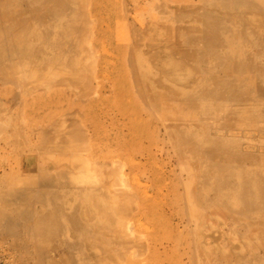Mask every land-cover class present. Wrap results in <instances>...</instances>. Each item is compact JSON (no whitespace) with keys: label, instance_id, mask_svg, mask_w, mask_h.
Returning <instances> with one entry per match:
<instances>
[{"label":"rangeland","instance_id":"374dc122","mask_svg":"<svg viewBox=\"0 0 264 264\" xmlns=\"http://www.w3.org/2000/svg\"><path fill=\"white\" fill-rule=\"evenodd\" d=\"M86 1H88V0H81V6H79V7L81 8L82 12L84 13V16H86V17H83L84 19L82 18V20L86 19L85 22L88 20V23H90L89 25H91V26H89V29L91 31L94 30L95 32L92 31V33H96V35L98 36V37H94V38H96V40H93L95 42L94 46L98 49V51L95 53V56H97L96 57L97 62H98V59H100V61L101 60H104V61L103 62L101 61L100 63L98 62L99 65H101V64L103 65L105 63L108 64L107 62L111 63V61L114 63V64L113 63L108 64V66H109L108 69H110V70L101 69L102 70V72H101V71H99V68H98V70L94 69L95 71H94V74L92 75V79L94 77V79H93L94 81L88 77L89 80L92 81V83L89 81L91 90L95 86V85L94 86L92 85L93 83L98 84V85H99V83H102L100 85V87H103L104 89L97 86L99 88L98 89L95 86L94 87L95 90L93 89L92 92L97 91L96 92L97 94L94 92V94L89 93L90 95H88V90H86L85 95H88L89 97L86 100L87 96L85 97V96L81 95L84 99L83 100L82 97H80L81 99L76 98V96L79 97V95H78L79 87L77 88V91H76L75 87L72 86L74 84H70L71 87H73L72 89H74V91L76 92L75 93L73 91V94H72V91H70L71 89L68 90L70 85L68 84L69 86L66 87L67 85L65 84V82L63 80L64 79L68 80V79L65 78L66 75L64 74L65 72L63 69H60V70L56 69V71L59 72L56 74H57V77H60V78H58V80L59 81L62 80V83L64 82V85H61L62 83L60 84V82L57 81L56 83H54V87H50L51 89H49V87H48L49 85L47 84V90L48 91L46 90V87L44 85H41L42 86L41 87L40 84L39 85L36 84V82H34L33 79L22 81L21 80L22 79V74H21L22 72H20V74L12 73L11 75L0 72V78H1L0 80L4 81L6 79L4 81L5 82L4 85L0 81V97L2 98V100L0 98V102H1L0 103V113H1L0 116L2 115L0 117V138H1L0 139V142H1L0 143V182L4 181L6 183H9L13 178L15 180V183L12 182L13 185L11 183L10 187L15 186L17 183L16 181H18V182L22 181V183L27 181L25 183V184H27L28 180L32 179L33 176L34 177L36 175L38 176V177L36 176L34 178L36 181V180L40 179L39 174H41V173L43 174L45 172H48V173L50 172V174L55 175L61 169L62 170L65 169L64 172H67V173H65L66 176L64 175V179H65V177L70 176V177L66 178V183L69 180L72 181V182L67 183L68 186L66 187L68 198H70L69 193H71V188H75L76 186L78 187V185H77L78 182H80V184H81L84 181H89V179H92V177L95 180L89 181V183L91 185H93V183H94V185H95V183L97 185L99 182H100L99 184H101L103 182L104 184H106V188H108L110 190H117V189L121 190L122 192L118 190V192H119L118 193V195H119L118 199L120 198L119 201H121V202L125 201V205L123 202H122V204H121V202L119 203V201H117L118 199L116 200V202L113 200H110L109 204H111V205L113 204V207H114L117 203V209L119 207L123 208L121 206H124L123 209H125V206L126 207L128 206V207L126 210H124L125 213L122 212L123 209H118L117 211H119V212H117V211L115 212L118 215L115 213H112L113 216H111L112 217L111 220H112V222H115V223L117 222L116 224H118V225L120 224V222H122V221L124 222V220L125 221L128 220L129 222L131 221L132 224H134L133 225V234H137L138 236L137 235H136V237L134 236V239H132L133 236L127 237V239L129 240V241L127 240V242H129L130 244L129 243H128L129 245L127 244V246L124 249L125 253L120 255L117 258V261H115L113 264H120V263L121 264H128V263L129 264H232V260H234V258H233V254L231 253V250L229 247L232 246L231 243L233 242V240H235L234 244H239L240 252L242 251L243 254L245 253L244 255H245V257H247L248 255L251 254L250 253L251 250L248 251L249 248H251L252 251H255L258 249L255 246H257L258 245L257 243L260 242V238H261L260 236L261 235L259 233H257V237L259 240L257 239L255 241V243L252 244L253 247L252 246L249 247V245H247L248 242L246 243V241L248 240L247 239L248 237H246L247 235L245 233L243 234V232H245L243 219H240L241 221L235 222L234 220H231L229 218L226 219V217L220 212L214 213L216 215L211 214L213 207H211V208L206 207L205 208L204 204H202V198H200V200L197 201L199 199V197H201L202 194H208L209 195L210 193L211 194H210L209 200H216L218 198L222 199V194H226L227 191L224 192V189H226L225 187H224V189H223V187L221 189L219 188L220 190L218 189L217 192L215 193V195L213 193V190L210 191L209 187L214 188L216 186V181H215V179L212 178V175L214 172L216 174L217 170L215 171L212 169L213 172H211L212 170L209 169L208 165L205 166V164H203L201 162L202 160H200L198 158L199 156L197 157V156L188 154L189 153L188 147L190 145L189 142H190L191 138L196 137V138L202 139V141H203L202 145L203 146H206V143L208 141H209L208 143L210 144V141H212V139H213V142H211V144L208 146H212L213 148L218 149L219 152L223 153L224 155H227L228 153H231L234 151V154L236 156H241V157H244L246 159V160H243L244 162L242 161L244 164L239 165V162H238V164L235 165V167H236L235 172L236 173H241L240 171L243 169H245L247 172H249V174L252 171L257 172L258 174L260 173V176L262 175L261 178L263 179V183H264V160H263L264 159V155H263L264 154V137H249V132L244 131L245 129H247L246 127H249V125H250V123L246 124V122L248 120L245 121V119H248V114L244 115L243 111H242L243 110V98L247 97L246 98L247 101H250L249 99H251L250 97H252V101H250L251 103H253V99L255 100V102H259L258 98L260 97V95H259L258 91L260 88L264 89V77H263L264 76V69H263L262 73H261L262 69H259L260 60H264V58L262 59V58L258 57L257 55H255V53H257V51L259 49L258 46H256V43L259 44V41L255 42V34L256 33H252V32H256V31L258 32L259 28L264 29V23H259L258 24L259 26L257 24H255V26H254V24L247 23L244 20V18L246 17V13H247L248 8H246L242 4H239V5L236 4L232 8V10H231V7L225 8L228 6L227 4H229L228 0H211V1L205 0L206 2L204 0L203 1L202 0H148V1L147 0H124V1L123 0H112V1L108 0L109 3L107 2V0H105L106 2L104 0L103 1L102 0H96L98 2V4H100V3L102 4V5L100 4L101 6L96 4L95 3L96 1H94V3H93L92 0H91L92 5H90L91 1L89 0L88 3H85L86 6H82L84 4V2H86ZM99 1H101V2L99 3ZM110 1H111V3L112 2L113 3L110 4ZM199 1H201V2H199ZM105 3H107L106 4L107 6L105 5ZM122 3H123V5H122ZM94 5H96V6L98 5L99 8H98V6L96 7ZM108 5H110V7ZM113 5H117V6L115 7ZM172 5H174V6H172ZM219 5H221V6H219ZM88 6H91V8H93V7H95V8H93V9L89 8L90 11H88ZM111 6L115 7V9L111 8ZM85 7H87V8H85ZM102 7L103 8L105 7V9L107 7L108 8L107 11L103 10ZM222 7L225 9H222ZM235 7H236V9H234ZM84 8L87 10V12H85L86 10ZM109 8H110L111 12L109 11ZM166 8H169V10ZM182 8H184V9H182ZM96 9H98V10H96ZM178 9H182V11H180ZM93 10H96L98 12L95 11L96 13H94L95 14L94 15L93 13H90V12H93ZM165 11H167V12H165ZM204 11L207 13L208 16L213 17V18H216L217 15L223 19L226 17L230 18V19L226 18V21H224V23L227 24V31L226 32H227V34L228 33L230 34V35L228 34V37H230V39H232L231 40L232 43L229 42V45L226 44L225 46H218V49H219L218 53L224 55V57H223L224 59H227V53H229V55H233L234 52H235V54L237 52L236 56L239 53L246 55L245 58H247V59H245L244 57H242V59H241V61L243 60L247 65V67L245 68L246 70L245 69H243V70L237 69L238 61H240V60L235 58L236 56L234 57L235 62H236V65H235L236 69H234V70L228 68V66H226L227 63L226 64L223 63L220 66H216L215 69H210L215 65V63L212 61V60H214V58H212V56L209 55L210 53L208 54L210 57L209 56L208 57H209V59H212V60L208 59L207 54L203 55L202 59H201V54L204 52L202 46H204L205 44H212V45L215 44L213 41L205 43L204 41H202L201 37L199 36V34L200 33L202 34L203 31L204 32L208 31V33H210L211 29H214V31H215V27H216V26H213V22L207 24V22L202 21V18H203L202 15L206 14ZM86 13H88V15H86ZM89 13L91 14V16ZM92 14H93V16H92ZM96 14H98L99 17H103V20H101L102 18L101 19L98 18V21H100L101 23H99V22L97 23L96 16L98 17V15H96ZM105 14L108 16V18L106 17ZM108 14L111 16H109ZM222 16H224V17H222ZM92 17L96 18V23L92 22L91 19H95ZM118 18H119V20H118ZM89 19L91 20V22H89L90 21ZM227 19L229 20V22ZM234 19H235V21H234ZM158 21L159 22L163 21V22L159 23ZM150 22H151V24H150ZM233 22H235V23H233ZM201 23H202V25H201ZM241 23H242V25H241ZM96 24H98L102 28L98 27V25H96ZM155 24H156V26H155ZM226 24H224L223 27H226ZM95 25L97 27H95ZM250 25H252V26H250ZM103 26H104V28H103ZM186 26H188L187 29L191 30V32L188 33L191 36L183 34L182 30ZM192 26H194V27H192ZM108 27H110V28H108ZM111 27L113 30L111 29ZM154 27H155V29H154ZM189 27H191V28H189ZM97 28L100 30H103L104 32L102 31L100 33L99 30H97L98 31L97 32L96 31ZM167 28H168V30H167ZM89 29H88V33L90 32ZM151 29L154 30V32H152ZM109 31H110V34H109ZM167 31H169L170 34H168L169 32L167 33ZM236 31H238L237 34H236ZM248 33L251 35V37L249 36ZM91 34L89 36H91ZM112 34L114 36H112ZM175 34L178 38V41H177V38L174 36ZM227 34L225 33V35H223V37L227 36ZM100 35H102V36H100ZM110 35L112 36V38H110L111 37ZM163 36L167 37L168 39L163 37ZM262 36L264 38V34ZM104 37L106 39H104ZM89 38L87 36V38H84V39H85V41H87V40H89ZM102 38H103V40H102ZM174 38H175V40H174ZM190 38H192V39H190ZM195 38H196V40H195ZM243 38H245V40L246 39H248V40L245 41ZM111 39H113L114 41L112 40V42H111ZM237 39H239V40H237ZM99 40H101V42ZM103 41H105V43ZM175 41H177V43L182 41L181 48L183 51L184 50L187 51L184 53L185 55H183L184 59L179 57L178 52H177V48L174 47V44H173ZM252 41H253V43H252ZM261 41H264V40H261ZM103 43H104V45H103ZM115 43L117 44L116 46L121 44L122 46H125L128 48H129V44H131V46H133L131 55H129L128 52H126V53L124 52L123 54L118 55L117 50L115 51V48H116ZM170 43H171V45H170ZM177 43L175 42V44H177ZM200 43H201V45H200ZM44 44H45V46L48 45V47L50 48L49 43L44 42ZM237 44L238 45L240 44V45L238 46ZM99 45L105 46V47L101 46L103 50L101 49V47ZM155 45H157L158 47ZM252 45H254V46H252ZM84 46L87 49V47H88L87 44H85ZM240 46H242L244 51L242 50V48ZM251 46L253 48L254 47L255 48L253 50H251L252 49ZM98 47H100V48H98ZM184 47H186V48H184ZM221 47H223V48H221ZM106 48H109V49L106 50ZM158 48H159V50H157ZM231 49H232V51H231ZM153 50H156V51H153ZM167 50H169V51L167 52ZM197 50H198V52H197ZM101 51H103L102 52L103 55L101 54ZM155 52L158 54H156ZM163 52H164L165 56L169 54L168 55L169 58L166 56L168 59H170L169 61H174L176 63V65L179 64L178 62H180L181 68L176 69V71L179 70L177 72L178 77H179V73L181 74V76L179 77V81H181V82H178L176 84L175 82L170 81L166 76L162 75L159 72V69H155L154 66L152 65V62L150 60L151 58L149 57V54H151V55L156 54L159 57L160 55H163ZM174 52H175V55H174ZM252 52H253V54H252ZM197 53H198V56H197ZM100 54H101V56H100ZM189 54H191V55H189ZM192 54H193V56H192ZM250 54H252V55H250ZM117 55H118V57L120 56L119 58L121 59V62L123 63V66H125L126 69H120V70L111 69L112 65H115V64L117 65L118 62L120 61L119 59L116 58ZM189 56L194 60L189 58ZM105 58L107 60H105ZM114 58L116 60H114ZM171 58H173V60H171ZM182 59H183V61H182ZM200 59L201 60L204 59L203 62H201ZM228 59H227V62H229ZM249 59H251V61ZM108 60H110V61H108ZM128 60H130V61H128ZM186 60L188 61V63ZM257 60H259V61H257ZM219 61L221 62V60H219ZM249 61H250V63H249ZM130 62L132 63L131 66L134 64L132 66L133 69L129 68ZM190 64L193 65L194 67H192ZM206 65L208 66V68ZM195 66H196V68H195ZM183 67L187 68V69L182 70ZM189 67L191 68V70L193 72L195 71V69H196V71L193 73ZM217 67H218V69H217ZM135 68H137V69H135ZM106 70H107V73H106ZM206 70H207V72H206ZM104 71H105V73H103ZM134 71H136V72H134ZM183 71L189 72V73H181ZM201 71H203V72H201ZM131 72H133V73L131 74ZM97 73L99 75L103 73L104 76L100 75L98 77ZM190 73H192L191 75L193 78L191 77ZM250 73H252V74H250ZM229 74H230V76H229ZM253 74H254V77H253ZM257 74H258V76H257ZM183 75H186V76H183ZM227 75L229 77H234V78L230 79ZM261 75H262V77H261ZM8 76H9L10 80L12 79L11 82H13L15 84V86L10 84L11 82L9 81V78H7ZM15 76L16 77L21 76V77L20 78L17 77L18 78L17 79ZM88 76L91 77V74H89ZM96 76H97V78H96ZM136 76H138V77H136ZM207 76H208V78H207ZM181 77H183V79H180ZM243 77L246 79H244ZM260 77L263 79H261ZM191 78H192V80H190ZM203 78H205L206 81H204L205 79H203ZM236 78H237V80H236ZM14 79L19 80L22 84L17 83L18 86L20 85L18 87L17 84L15 83L17 80H14ZM186 79H189L191 81L190 82L189 80H187L188 84H186V86L188 85V87L183 85L187 82ZM233 79L236 81V83ZM95 80H96V83H95ZM99 80H102V81H99ZM184 80L186 82H184ZM242 80H243V82H241ZM193 81H195V82H193ZM227 81H229V82L227 83ZM233 81H234V84H233ZM32 82H34V83H32ZM57 83H59L60 85ZM74 83H76V81ZM26 84H28V86H29V84H31V85L33 84V86L30 85V87L28 88V87H26L27 86ZM55 84H57V85L55 86ZM134 84L136 85V91L134 88L135 87ZM163 84H165V85H163ZM22 85H23V87H21ZM35 85H38V87L37 86L35 87ZM156 85H158V87ZM204 85L206 86V88ZM229 85L232 86V89L230 88ZM52 86H53V84H52ZM226 86L228 88H223ZM236 86H237V88H235ZM247 86H248V88H247ZM19 88H21V91L19 90ZM24 88H26V89H24ZM41 88H43L46 91V93H44L43 92L44 90L42 91ZM123 88L125 89V91L128 89V91L127 92L121 91V89L123 90ZM238 88H240L239 91H238ZM34 89H36V90H34ZM226 89H227V91H226ZM16 90H17V92H19V94H17ZM26 90L27 91L32 90V91H30L32 93L28 94L29 92H27ZM98 90L101 93H99ZM117 91H119V92H117ZM183 91H185V92H183ZM205 91L208 94H206ZM213 91H214V93H212ZM216 91H218V92H216ZM222 91H225V92L223 93ZM228 91H231V92L233 91V92L231 94V92H228ZM237 91L239 93H237ZM70 92H71V94H69ZM86 92H87V94H86ZM25 93H27V94H25ZM42 93H44V95ZM127 93H128V95H127ZM173 93H174V95H173ZM16 94L18 95L17 96L18 98L16 97ZM75 94H77V95L75 96ZM80 94H81V91H80ZM95 94L97 96L99 94H101L100 98L103 101H101L100 98H99V100H95V98L98 99V97ZM124 94H126V95H124ZM195 94H197V95H195ZM198 94H200V96ZM211 94H213V96ZM91 95L92 96L95 95V96H93V98H92ZM129 95H130L131 99H130V97H127ZM224 95H225V97H224ZM164 96H169V97L171 96L173 101H168V99H165ZM221 96H223V97H221ZM233 96H234V99H233ZM261 96L264 99V90L262 91ZM59 97H61V98H59ZM176 97L177 98L179 97V98L177 99ZM199 97H200V100H199ZM239 97H240V100L235 102V100H237ZM221 98H222V100H221ZM8 99H10V101L12 102L11 104H10V101ZM44 99H46L49 102H47ZM50 99H51V101H50ZM92 99H93V101H92ZM16 100L18 102H16ZM125 100H127L128 104L134 105L133 107L137 106V111L135 110L136 107L134 108L136 113L134 112V110L131 108L130 105H129L130 107L128 106L127 102H124ZM129 100H130V102H132V101L133 102L129 103ZM3 101H4V103H2ZM20 103H21V105H20ZM236 103L238 104L237 106H234V107L231 106V105H234ZM86 104H87V107H86ZM262 104H264V100L262 101ZM172 106H174V107L171 108ZM74 107H75V109H74ZM117 107L122 108V110H124V111L126 109L127 110L125 112L124 111L121 112V109L119 108L120 109L119 110ZM178 107L179 108L183 107L184 114L188 117L187 119H185L186 116H182V117L178 116L179 113H177V111H176L178 109ZM7 108H9L10 110ZM123 108H125V109H123ZM21 109H23V110H21ZM86 109H89V110L85 111ZM173 109H175V111ZM194 109H196V111ZM227 109H228V111H227ZM198 110H199V112H198ZM231 110H233V111H231ZM7 111H9V113ZM34 112H35V114H34ZM77 112H78V114H76ZM119 112L121 113V117H119L120 116ZM132 112H133V114L131 115ZM139 112H140V114H137ZM60 113H62V116L60 115ZM66 113L68 114L67 115L68 117L65 116ZM199 113L200 114L202 113L201 116ZM209 113H211V114H209ZM232 113H234V114H232ZM236 113H238V114H236ZM36 114H37V117H36ZM93 114L95 115V117L93 116ZM127 114H130V115H127ZM134 114H137L139 117L141 116L142 118L144 117L143 121H142L141 117L139 118L137 115L135 116ZM133 115H134L135 119L133 117V120H132V118H129V117H132ZM17 116H19V118ZM51 116H53L52 117L53 119L54 118H56V119H54V121H53V119L50 118ZM58 116H59V119L57 118ZM219 116H221V117H219ZM136 117H138V121H136ZM173 117H175V118H173ZM179 117H180V119H179ZM214 117H215V120H214ZM232 117H233V119H232ZM237 117H239V118H237ZM68 118H69V120H68ZM22 119H24L25 121H23ZM43 119L46 121H44ZM49 119H51V120H49ZM92 119L93 120L95 119V120L93 121ZM139 119H141V120H139ZM190 119H192V120H190ZM193 119H195V120L193 121ZM199 119L201 120V122H199L200 121ZM235 119H236V121H235ZM51 121H53V122H51ZM56 121L58 124L56 123ZM70 121H71V124L73 126L69 125ZM76 121H77V123H76ZM131 121H132V123H130ZM42 122H46V124H44V125H46V128L43 124H41ZM134 122H137L138 124L137 123L135 124ZM148 122L150 124H148ZM3 123H5V124H3ZM10 123H12V125H13L12 128L10 127L11 126ZM38 123H39V126H40V124L42 126L36 127V125H38ZM67 123H68V125L66 126ZM83 123H85L86 127L83 125ZM145 123L150 125L151 128H149V126H147ZM206 123H207V125H205ZM231 123H232V126H230ZM131 124H134L133 125V128H134L133 131H132V129H129L130 126L132 128ZM143 124L148 127L149 131L144 132L147 130V128L144 127ZM64 125L66 126V128ZM170 125H172V126H170ZM242 125H244V127ZM252 125H254V124H252ZM258 125H259L258 122H255L256 128ZM3 126H4V129H3ZM7 126H9V127H7ZM88 127H89V129H88ZM140 127H142V128L140 129ZM9 128H11V131H10L11 133L8 132V130H10ZM69 128L71 130H68ZM168 128H169V130H167ZM180 128L182 129L181 132H180V130L178 131V129H180ZM231 128H233V129H231ZM242 128H244V129H242ZM45 129L47 131H45ZM51 129H53L54 131L53 130L51 131ZM62 129L67 130V132L63 131ZM75 129L76 130L78 129V131L80 129L79 133L77 131H74ZM83 129H84V131H83ZM6 130L8 133L6 132ZM15 130H17V131L14 132ZM92 130H94V132ZM139 130L140 131L144 130L143 132H141L142 135H143V133H146L143 135L144 137L140 133L139 134L141 136L138 134ZM170 130H171V132H169ZM209 130H210V132H209ZM214 130H217V131H214ZM1 131H5V133L1 132ZM129 131H132V132H129ZM165 131H167V132L165 133ZM72 132H74V133H72ZM90 132L93 133L91 135L92 138L89 136L91 134ZM127 132H128V134H127ZM133 132H134V135H136V136L131 135ZM149 132H150V134H149ZM14 133H17L19 135V138H18V135L14 134ZM23 133H25V134H23ZM49 133H50V135H49ZM83 133H84L85 137L82 135ZM170 133H171V135H170ZM184 133H187L188 135H192V137L190 136V139L188 138V140L185 137L182 138V135ZM8 134H9L10 138L8 137ZM148 134H149V136L145 137V135H148ZM52 135H53V137H51ZM55 135H57V136H55ZM128 135L130 137H128ZM194 135H195V137H194ZM47 136L50 138H48ZM72 136H73V138L76 136H77V138H80L79 141L76 140V142H74L72 144L70 141H68L66 139V137L71 138ZM88 136H89V139H88ZM125 136H126L127 140L125 139ZM137 136L139 139L137 138ZM170 136H171V138H170ZM40 137H42V138L40 139ZM95 137H97V138L95 139ZM133 137H135V139H133ZM228 137H231V138L229 139ZM15 138L18 139V141ZM128 138H130L131 141H130V139L128 140ZM203 138H204V140H203ZM205 138L206 139L208 138V139L206 140ZM81 139H82V141H81V143H79ZM83 139H85L88 144L84 145L83 143H86V142L83 141ZM136 139H138V140H136ZM148 139H149V142H148ZM185 139H186V141H185ZM222 139H223V141H222ZM21 140H22V143H24V144H22L20 142ZM220 140H221V142H220ZM23 141H25V142L27 141V142L25 143ZM49 141H51V142H49ZM228 141H232V142H228ZM128 142L129 143L132 142V143L129 144ZM147 142H148V145H150V146L146 145ZM233 142H235V144ZM49 143H50V145H49ZM62 144L67 145V146H63ZM225 144L226 145L230 144L231 147H233V148L231 149V147H228V145L226 146V148H224ZM21 145H24V146H21ZM39 145H40V147H39ZM88 145L89 146L93 145V146H90L89 148H91V149L87 150L88 147L86 148L85 146H88ZM6 146H8V147H6ZM68 146H69V151H67ZM75 146H77V148ZM80 146H82V147H80ZM146 146L151 147L150 148L151 150ZM235 146H236V149H235ZM240 146H241V148H240ZM14 147H15V149H14ZM20 147H21V149H20ZM59 147L61 149L66 147L65 150H62L64 153L60 152L61 150ZM79 147H80V149H79ZM70 148H71V150H70ZM13 149H14V151H13ZM36 149L37 150L39 149V150L37 151ZM76 149H78V151H76ZM147 149H149V150H147ZM46 150H48L50 152L51 157L48 156L49 152ZM81 150H83V151H81ZM90 150H92V151H90ZM178 150H180V152ZM237 150H238V152H237ZM239 150H241V151H239ZM10 151H12V154ZM93 151H95V152H93ZM252 151H254V152H252ZM53 152H54V154H52ZM40 153L42 154V156ZM55 153H56V155L60 154V156H62L61 159H63L64 161H61L59 158L60 156H56ZM74 154H77L78 157H76V155H74ZM98 154H99V156H98ZM128 154H130V155L132 154V155L130 156ZM79 155H81L80 158L82 160L84 158L88 159L87 161H90V165L93 164L95 161L96 162L98 161V163L95 162L96 164L94 166L92 165L94 168L89 165L90 168L88 169L89 166H87L86 160L85 161L83 160L84 162H82V160L79 158ZM247 155H250L251 157L253 156L251 158V160L247 159L248 158V157H246ZM75 157L79 158V159H76ZM96 157H97V160H96ZM132 157L134 158V160H136V162L135 161H134V163L132 162L133 161ZM99 158H102V160L107 159V160H105L107 162H110L112 160H113V162L117 161L119 166L120 165L123 166V164H124L123 162H125V164H124L123 169L122 170L120 169V171H119V168L117 165V168H118L117 172L116 173L113 172L114 174H112V176H110L108 171L110 170V172H111V169L110 168L108 169L107 165L108 166L111 165L110 167H112V165L115 163L112 162L111 164L110 163L108 164L107 162H104V161L102 162V160ZM115 158H117L119 160H117ZM93 159H94V161H93ZM98 159L100 160V162ZM109 159H110V161H109ZM150 159H152V160L154 159L153 160L154 163ZM56 160H57V162H56ZM77 160L79 162H81L82 165H79V162ZM127 160L133 164L132 165L130 163L131 164L130 168L128 167L129 163L127 162ZM73 161L76 162L73 165L74 167L72 166V163H74ZM42 162H44V163H42ZM55 162H56V164H55ZM140 162H142V163H140ZM105 163H107V165ZM190 163H191V165H190ZM83 164H84V166H83ZM99 164H105L106 166H104V169L105 168H107V169L102 170V165H99ZM258 164H260V166ZM97 165H99V167L101 166L100 171L97 170V169H99V167H97ZM115 165H113V166H115ZM239 166L241 167V169ZM37 167H38V169H37ZM65 167L67 168V170ZM76 167H77V170H79V168H80V171H81V169H83L84 171L83 170L82 171L85 173V175H84V173L82 174V172L80 173V171L78 172L76 170ZM91 168L94 170H92ZM114 168H113V170L115 171L116 169H114ZM120 168H122V167H120ZM257 169H258V171H257ZM39 170L42 172H39V174H38ZM106 170H108V171L106 172ZM130 170H131V172H130ZM233 170H231L232 171L231 173H233ZM68 172H69V174H68ZM71 172H72V174H71ZM89 172H90V174H89ZM160 172H162V173H160ZM208 172L210 174L211 173L212 174L210 175ZM222 172L223 171L220 170L219 173L221 175H223V173L225 174V172H223V173ZM120 174H122V176H124L123 177L124 183L122 182L123 184L121 183L122 176ZM158 174H160V175L157 177ZM161 174H163V175L161 176ZM202 174H207L208 176L205 177V175H202ZM77 175L79 177H77ZM93 175H95V176H93ZM104 175H106L107 177ZM29 176H31V177H29ZM108 176H110V178H108ZM114 176L115 177L118 176L116 180H115ZM87 177H89V179H87ZM113 177H114V179H113ZM27 178H29V179L27 180ZM34 179H32V180L34 181ZM76 179H77V183H76ZM103 179H104V181H103ZM201 179H203L202 182L200 181ZM234 179H235V181H239V177L232 176V181H234ZM96 180H98L99 182H97ZM207 180L213 184L205 185V182ZM114 182L117 184H115ZM161 182L165 186H162ZM224 182H225V180H224ZM70 185H72V186H70ZM109 186H112V187H109ZM118 186H121V187H118ZM123 186H124L126 191L122 190ZM158 188L160 189V191H158L159 190ZM192 188H193V190H192ZM196 188H197V190H196ZM199 188H200V190H198ZM53 189L56 190L55 188H53ZM60 189L61 188H59L58 190H60ZM127 189H129V190H127ZM161 190H162V192H161ZM132 191H134V192L131 193ZM138 192L141 193L142 195L139 194ZM196 192L198 193V196H197ZM134 193H136V196L138 195L137 198H136V196L131 197L132 194H133L132 196L135 195ZM143 193H144V195H143ZM199 193H201V194L199 195ZM127 194H130V195H127ZM231 194H232V189L230 190V197H231ZM197 197H198V199H197ZM124 198H126V200H123ZM133 198H136V199L134 200ZM142 198H144L145 202H144V200H142ZM134 201H135V205H134ZM140 201L141 202L143 201V202L141 203ZM198 202H199V204H197ZM195 203H196V205H195ZM152 204H153V206H152ZM155 206L157 208H154ZM167 206L169 207V209ZM240 206H241V204L239 202V205L237 208H239ZM121 213H122V216L120 215ZM136 214L137 215L140 214V215L136 218L135 216H133ZM261 214L263 215V213H261ZM212 215H214L213 218H212ZM147 216H151V217L148 218ZM253 216L255 218H257L255 215H253ZM133 217L136 219H132ZM158 217H159V219H158ZM17 221H16L17 223H19V224L21 223L20 220H17ZM167 221H168V223H170V225L167 223ZM222 221H224L223 223L225 225H223V223H221ZM201 223L202 224L204 223V225L206 224L205 227ZM210 224H212V225H210ZM237 224H239V225H237ZM234 225H235V227H234ZM134 226H136V228ZM168 226H170V227H168ZM200 226L202 227V230H201ZM229 226H231V227H229ZM196 228H197V230H196ZM210 228H211V230H210ZM198 229L201 230L202 233ZM205 230H206V232H205ZM212 230H214V231H212ZM216 230H219L217 233L219 234L218 236H221V237H219L220 240L218 239L219 240L218 242L220 244V249H219V246H212L213 244L210 241L211 240L210 233H211V235L213 232L216 234ZM256 231L253 230V232L255 234H256ZM204 232L207 234L209 233V236L208 235L206 236V234ZM230 232L232 235L235 234V237L237 236L236 237L237 239H235V237L231 236ZM15 233L16 234H10V235L2 233L3 235H6V236H1L2 234L0 233L1 234L0 235L1 241L2 240L6 241V242H4V244L6 243L5 245L3 244V242H0V246L2 244V247H3V248L2 247L0 248V264H9L12 262L10 260H14L13 264L14 263L15 264H24V263L32 264L38 260H41L44 257V254L38 251L40 249H36L32 243H26L25 241L24 242L22 241V238H23L22 232L16 231ZM214 233H213V235H214ZM121 234H122V232H120V230L117 231L116 234H114L115 237L112 236V238H110V240L107 239L103 234H101V235L92 234L91 236L93 238L99 239L100 245H102L103 247L105 245H107V243L109 241H110L109 243L112 242L109 246V252L116 256V254H117L116 250L118 249L116 239ZM198 234H200V235H198ZM202 234H204V235H202ZM240 234L241 235L243 234V236H241ZM67 235L68 234L66 233V230H65L64 233L62 235H60L61 240L64 239V237L70 238ZM200 236H201V238H200ZM223 236H226V238ZM5 237H7V240ZM196 237H198V238H196ZM257 237H255V238H257ZM160 238L163 240H161ZM164 238H166V239H164ZM167 238H169L170 240L169 239L167 240ZM15 239H16V241H14ZM154 239H156L155 240L156 242L154 241ZM158 239H160L162 241V243H160L161 244L160 247H159L160 244H158V243L161 241ZM191 239H192V241H191ZM206 239L208 241L207 243L204 242V241H206ZM11 240H13L15 243ZM19 240H20V242H19ZM149 240H151V241H149ZM226 240H228V241L230 240L232 242L229 241L230 242L229 243ZM242 240H245V241H242ZM7 241L9 242V244H7L8 243ZM181 241H183V242L181 243ZM200 241L204 242L207 247L205 245L204 246L201 245L202 242H200ZM224 241H225V243H224ZM240 241L245 242L246 246L244 245V243H242ZM149 242H152V243H149ZM191 242H192V244H191ZM114 243L116 245H114ZM133 244H135L134 247H136V248H133ZM153 244H154V246H153ZM163 244H164V248H163ZM223 244H224V246H223ZM7 245H9L10 247ZM129 246H130V250L128 248ZM139 246H141L142 248ZM147 246H150V247L147 248ZM137 247H139V249L141 248L142 251L139 250V252H137V249H138ZM14 248H16V249H14ZM114 248H116V249H114ZM152 248L156 249L157 252H156V250H153ZM215 248H216V250L217 249L218 250L217 251L214 250ZM1 249H3L4 251ZM132 249H134V251ZM149 249H151V250H149ZM208 249H209V251H208ZM8 250H9V252H8ZM11 250H13L12 252H14V253H11ZM148 250L150 252H148ZM23 251H24V253L22 254ZM65 251H66V249L63 246H60L57 248V252L55 254L61 255V253L62 254L66 253ZM135 251H136V255H134ZM3 252H5V253H3ZM19 252H21V254L23 256H21ZM147 252H148V256H150V257L147 256ZM247 252H248V255H247ZM10 253H11L12 257L10 255ZM101 253H102L101 254L102 257L105 259L106 253L104 252V250H102ZM165 253H167L168 255ZM209 253H210V255H209ZM2 254H3V256H2ZM125 254L127 256H125ZM132 254H133V257H132ZM138 254H140V255H138ZM141 254H143V255H141ZM192 254H193V256L195 254L196 257L192 256L193 258L191 259ZM58 255H56V256H58ZM73 255L74 256L77 255L75 250L73 251ZM215 255H217V257ZM13 256H14V258H13ZM167 256L169 259H166ZM7 258H8V260H7ZM122 258L124 260H120ZM194 258H196V261L194 260ZM16 260L18 263H16ZM192 260H194V262ZM217 260L218 261L220 260V262H218ZM3 261H4V263H3ZM119 261H120V263H118ZM221 261H223V262L221 263ZM83 262L88 263L85 261H83ZM80 263H81V261H80ZM91 263L92 262H90L89 264H91ZM241 264H246V263L244 262Z\"/></svg>","mask_w":264,"mask_h":264},{"label":"bare ground","instance_id":"6f19581e","mask_svg":"<svg viewBox=\"0 0 264 264\" xmlns=\"http://www.w3.org/2000/svg\"><path fill=\"white\" fill-rule=\"evenodd\" d=\"M89 1V0H88ZM88 1H86V2H84V4L82 5V6H86V4L85 3H88ZM91 1V0H90ZM93 1V3H94V1H96V0H92ZM92 1H91V4L90 5H92ZM103 1V0H102ZM105 1V0H104ZM112 1V0H111ZM111 1H110V4H112L111 3ZM124 1V0H123ZM122 1V2H123ZM148 1V0H147ZM203 1V0H202ZM205 1V0H204ZM211 1V0H210ZM101 1H99V3H100ZM106 2V1H105ZM107 2H108V0H107ZM141 2V1H140ZM199 2H201V1H199ZM206 2V1H205ZM209 2V1H208ZM223 2V1H222ZM228 2H229V4H227L228 6L227 7H225V8H229V7H231V10H232V8L236 5V4H242L243 6H245L246 8H248V10H247V13H246V17L244 18V20L247 22V23H249V24H254V26H255V24H259V23H264V0H228ZM96 4H98V2L96 1L95 2ZM109 3V2H108ZM116 3V2H115ZM118 3V2H117ZM226 3V2H225ZM224 3V4H225ZM101 4V3H100ZM100 4H98V5H100ZM107 3H105V5H106ZM126 4V3H125ZM223 4V5H224ZM97 5V6H98ZM102 5V4H101ZM100 5V6H101ZM104 5V6H105ZM119 5V4H118ZM122 5H123V3H122ZM79 6H81V0H0V72L1 73H5V74H8V75H11L12 73H18V74H20V72H22L21 74H22V81H26V80H31V79H33V81L34 82H36V84H40V86L41 85H44L45 87H46V90H47V84L49 85L48 87H49V89H51L50 87H54V83H56L57 81L58 82H60V84L62 83V80H58V78H60V77H57V74L56 73H59V72H57L56 71V69H63L64 70V74L66 75L65 76V78L66 79H68V80H63L64 82H65V84L67 85H65L66 87H68L70 84H74V85H72V86H74L75 87V90L77 91V88L79 87V91H78V95H79V97L78 96H76L77 94H75V96H76V98H79V99H81L80 97H82V96H87L86 97V100L88 99V95H90L89 93H93L94 94V92L96 93L97 91H93L92 92V90L94 89L95 90V86H96V88H98V87H100V85L102 84V83H99V85L98 84H92L94 87L92 88V90H91V87H90V82L92 83V81L91 80H93L94 79V77H93V79H92V75L94 74V69H97L98 70V68H99V71H101L102 72V70L101 69H108L109 68V66H108V64H111V63H113L112 61H111V63L110 62H107L108 64H101V65H99L98 64V62L100 63L101 61L103 62L104 60H101L100 61V59H98V62H97V59H96V57L97 56H95V53L98 51V49L94 46V41L93 40H96V38H94V37H98L97 35H96V33H92V31L93 32H95L94 30H90L89 29V26H91V25H89L90 23H88V20L85 22V20H82V18L83 17H86V16H84V13L82 12V10H81V8L79 7ZM94 6H96V5H94ZM96 6V7H97ZM107 6V5H106ZM109 7H110V5H108ZM113 6H117V5H113ZM172 6H174V5H172ZM200 6V5H199ZM219 6H221V5H219ZM241 6V5H240ZM93 7V6H92ZM115 7H112L111 6V8H113V9H115ZM178 7V6H177ZM185 7V6H184ZM201 7V6H200ZM218 7V6H217ZM83 8V7H82ZM85 8H87V7H85ZM84 8V9H85ZM93 9V8H95V7H93V8H91V6H88V11H90V9ZM98 8H99V6H98ZM103 8V7H102ZM101 8V9H102ZM192 8V7H191ZM215 8V7H214ZM225 8H223L222 7V9H225ZM107 7H106V9H105V7L103 8V10H105V11H107ZM166 9H168L169 10V8H166ZM182 9H184V8H182ZM182 9H178V10H180V11H182ZM217 9V8H216ZM234 9H236V7L234 8ZM233 9V10H234ZM86 10V9H85ZM96 10H98V9H96ZM96 10H93V12H90V13H96V12H98V11H96ZM123 10V9H122ZM196 10V9H195ZM199 10V9H198ZM211 10V9H210ZM230 10V11H231ZM96 11V12H95ZM109 11H110V8H109ZM108 11V12H109ZM161 11V10H160ZM221 11V10H220ZM85 12H87V10L85 11ZM101 12V11H100ZM111 12V11H110ZM165 12H167V11H165ZM205 12V11H204ZM209 12V11H208ZM211 12V11H210ZM89 13V14H90ZM105 13V12H104ZM201 13V12H200ZM206 13V12H205ZM93 14H92V16H93ZM103 14V13H102ZM101 14V15H102ZM86 15H88V13H86ZM95 15V14H94ZM96 15H98V14H96ZM106 15V14H105ZM109 15V14H108ZM126 15V14H125ZM90 16H91V14H90ZM109 16H111V15H109ZM201 16V15H200ZM199 16V17H200ZM203 16V18H202V21L203 22H207V24H209V23H212L213 22V26L216 24V27H215V31H214V33H208V31L207 32H202V34L200 33H198L199 34V36L201 37V39L203 38L204 39V41H205V43H208V42H211V41H213L215 44V46L214 45H212V44H205L204 46H202V48H203V53L201 54V59H202V56L203 55H205V54H207V57L210 55V56H212V58H214V60H212V59H209V57H208V59L209 60H212L214 63H215V65L212 67V68H215L216 66H220L221 64H223V63H227L228 64V62H227V59H228V61L229 62H231V67L233 66V64L232 63H234V66L236 65V62H235V58H237V59H239L240 61H241V59H242V57H244L245 58V56L246 55H243V54H241V53H239L237 56H236V54H237V52H236V54H235V52H234V54L233 55H229V53H227V59H224L223 57H224V55H222V54H220V53H218V51H219V49H218V46H225L226 44L227 45H229V42H231V40L232 39H230V37H228V34H227V24L226 23H224V21H226V18H228V17H226V18H220L218 15H217V17L216 18H213V17H210V16H208L207 15V13L205 14V15H202ZM215 16V15H214ZM106 17L108 18V16L106 15ZM119 17V16H118ZM122 17V16H121ZM124 17V16H123ZM222 17H224V16H222ZM92 18H95V17H92ZM96 18H97V23L99 22V23H101L100 21H98V18L99 19H101V20H103V17H99V15H98V17L96 16ZM96 18L95 19H91L92 20V22H95L96 23ZM106 18V19H107ZM110 18V17H109ZM120 18V17H119ZM119 18H118V20H119ZM180 18V17H179ZM201 18V17H200ZM84 19V18H83ZM111 19V18H110ZM228 19H230V18H228ZM227 19V20H228ZM90 20V19H89ZM91 20L89 21V22H91ZM116 20V19H115ZM150 20V19H149ZM237 20V19H236ZM113 21V20H112ZM233 21V20H232ZM234 21H235V19H234ZM121 22V21H120ZM159 22V21H158ZM160 22H163V21H160ZM159 22V23H160ZM228 22H229V20H228ZM239 22V21H238ZM94 23V24H95ZM148 23V22H147ZM158 23V24H159ZM223 23V24H222ZM233 23H235V22H233ZM103 24V23H102ZM112 24V23H111ZM126 24V23H125ZM150 24H151V22H150ZM224 24H226V27H223V25ZM96 25H98V24H96ZM95 25V27H97ZM106 25V24H105ZM148 25V24H147ZM146 25V26H147ZM153 25V24H152ZM201 25H202V23H201ZM238 25V24H237ZM240 25V24H239ZM241 25H242V23H241ZM240 25V26H241ZM109 26V25H108ZM151 26V25H150ZM155 26H156V24H155ZM159 26V25H158ZM167 26V25H166ZM250 26H252V25H250ZM259 26V25H258ZM257 26V27H258ZM98 27H101V26H99L98 25ZM126 27V26H125ZM182 27V26H181ZM186 27H188V26H186ZM192 27H194V26H192ZM210 27V26H209ZM247 27V26H246ZM102 28V27H101ZM103 28H104V26H103ZM108 28H110V27H108ZM148 28V27H147ZM150 28V27H149ZM163 28V27H162ZM165 28V27H164ZM189 28H191V27H189ZM232 28V27H231ZM230 28V29H231ZM259 28V27H258ZM88 29L90 30V32L92 33H88ZM111 29H112V27H111ZM154 29H155V27H154ZM159 29V28H158ZM157 29V30H158ZM194 29V28H193ZM206 29V28H205ZM234 29V28H233ZM251 29V28H250ZM97 30H99L100 31V33L103 31V30H100V29H96V31ZM105 30V29H104ZM107 30V29H106ZM113 30V29H112ZM116 30V29H115ZM152 30V29H151ZM167 30H168V28H167ZM185 27H184V29L182 30V32H183V34H185V35H188V36H191L190 34H188V33H190L191 32V30L190 29H187V32H185ZM204 30V29H203ZM207 30V29H206ZM212 30V29H211ZM237 30V29H236ZM252 30V29H251ZM250 30V31H251ZM254 30V29H253ZM108 31V30H107ZM240 31V30H239ZM244 31V30H243ZM246 31V30H245ZM98 32V31H97ZM104 32V31H103ZM118 32V31H117ZM152 32H154V30H152ZM156 32V31H155ZM169 31H167V33H168ZM237 32L238 31H236V34H237ZM113 33V32H112ZM143 33V32H142ZM157 33V32H156ZM225 33L227 34V36H224L223 37V35H225ZM246 33V32H245ZM244 33V34H245ZM252 33H256L255 34V42H257V41H261V40H263L262 38H263V34H264V29H261V28H259V31L257 32H252ZM91 34V36H89ZM96 36H95V35ZM109 34H110V31H109ZM168 34H170V32L168 33ZM235 34V33H234ZM235 34V35H236ZM243 34V33H242ZM247 34V33H246ZM249 34V33H248ZM94 35V36H93ZM152 35V34H151ZM230 35V34H229ZM232 35V34H231ZM87 36H88V38H89V40H87V41H85V39L84 38H87ZM100 36H102V35H100ZM99 36V37H100ZM111 36V35H110ZM112 36H114L113 34H112ZM112 36L110 37V38H112ZM117 36V35H116ZM166 36V35H165ZM165 36H163V37H165ZM176 38H177V36H176V34L174 35ZM238 36V35H237ZM249 36L251 37V35L249 34ZM121 37V36H120ZM153 37V36H152ZM156 37V36H155ZM194 37V36H193ZM101 38V37H100ZM99 38V39H100ZM165 38H167V37H165ZM197 38V37H196ZM232 38V37H231ZM234 38V37H233ZM104 39H106L105 37H104ZM152 39V38H151ZM168 39V38H167ZM191 39V38H190ZM202 39V40H203ZM243 39H245V38H243ZM102 40H103V38H102ZM110 40V39H109ZM108 40V41H109ZM112 40L113 39H111V42H112ZM154 40V39H153ZM156 40V39H155ZM174 40H175V38H174ZM196 40V39H195ZM199 40V39H198ZM237 40H239V39H237ZM252 40V39H251ZM89 41V42H88ZM100 42H101V40H99ZM114 41V40H113ZM177 41H178V38H177ZM177 41H175L176 43H177ZM191 41V40H190ZM44 42H46V43H49V45H50V48L48 47V45H46L45 46V44H44ZM88 42V43H87ZM99 42V43H100ZM104 43H105V41H103ZM130 42V41H129ZM162 42V41H161ZM172 42V41H171ZM175 42L173 43L174 44V47H176L177 48V52H178V55H179V57H181V58H183V55H185L184 53L185 52H187V51H183L182 50V48H181V46H182V41L181 42H178L177 44H175ZM202 42V41H201ZM241 42V41H240ZM104 43H103V45H104ZM123 43V42H122ZM156 43V42H155ZM232 43V42H231ZM230 43V44H231ZM252 43H253V41H252ZM44 44V45H43ZM85 44H87V49H86V47L84 46ZM102 44V43H101ZM112 44V43H111ZM198 44V43H197ZM241 44V43H240ZM239 44V45H240ZM103 45H99L100 47L101 46H103ZM117 44L115 43V46H116ZM139 45V44H138ZM169 45V44H168ZM170 45H171V43H170ZM200 45H201V43H200ZM238 45V44H237ZM238 45V46H239ZM262 45V44H261ZM45 46V47H44ZM137 46V45H136ZM151 46V45H150ZM155 46H157V45H155ZM252 46H254V45H252ZM251 46V47H252ZM256 46H258L259 47V44H257L256 43ZM100 47H98V48H100ZM103 47H105V46H103ZM158 47V46H157ZM164 47V46H163ZM234 47V46H233ZM241 48H242V46H240ZM239 47V48H240ZM184 48H186V47H184ZM221 48H223V47H221ZM232 48V47H231ZM238 48V49H239ZM255 48V47H254ZM253 47H252V49L251 50H253L254 49ZM101 49H102V47H101ZM109 48H106V50H108ZM132 49H133V46H131V44H129V48L128 47H125V46H122L121 44L120 45H118V46H116V48H115V51L117 50V53H118V55L120 54H123L124 52L126 53V52H128L129 53V55H131V53H132ZM151 49V48H150ZM192 49V48H191ZM194 49V48H193ZM103 50V49H102ZM157 50H159V48L157 49ZM242 50H243V48H242ZM111 51V50H110ZM150 51V50H149ZM153 51H156V50H153ZM169 50H167V52H168ZM231 51H232V49H231ZM237 51V50H236ZM244 51V50H243ZM102 52L103 51H101V54H102ZM106 52V51H105ZM158 52V51H157ZM165 52V51H164ZM164 52H163V55H160L159 57H158V55H156V54H158V53H156V54H153V55H151V54H149V57L151 58L150 60H151V62H152V65L154 66V68L155 69H159V72L162 74V75H164V76H166L170 81H172V82H175L176 84L178 83V82H181V81H179V77L181 76V74L179 73V77L177 76L178 75V71H176V69H180L181 68V64H180V62H178L179 64L178 65H176V63L174 62V61H169L170 59H168L169 57H168V55H164ZM176 52V53H177ZM189 52V51H188ZM197 52H198V50H197ZM228 52V51H227ZM258 52V51H257ZM135 53V52H134ZM170 53V52H169ZM210 53V54H209ZM247 53V52H246ZM262 53V52H261ZM99 54V53H98ZM97 54V55H98ZM101 54H100V56H101ZM171 54V53H170ZM195 54V53H194ZM209 54V55H208ZM252 54H253V52H252ZM252 54H250V55H252ZM260 54V53H259ZM263 54V53H262ZM103 55V54H102ZM118 55H117V59H119L120 61L118 62V64L116 65H112V68L111 69H118V70H120V69H126L125 68V66H123V63L121 62V59L118 57ZM136 55V54H135ZM174 55H175V52H174ZM189 55H191V54H189ZM116 56V55H115ZM192 56H193V54H192ZM197 56H198V53H197ZM236 56V57H235ZM136 57V56H135ZM187 57V56H186ZM235 57V58H234ZM103 58V57H102ZM133 58V57H132ZM176 58V57H175ZM180 58V59H181ZM189 58H191L190 56H189ZM262 58V57H261ZM96 61H95V60ZM184 59V58H183ZM183 59H182V61H183ZM192 59V58H191ZM190 59V60H191ZM200 59V60H201ZM207 59V60H208ZM245 59H247V58H245ZM257 59V58H256ZM263 59V58H262ZM105 60H107L106 58H105ZM112 60V59H111ZM114 60H116L115 58H114ZM127 60V59H126ZM134 60V59H133ZM171 60H173V58H171ZM192 60H194V59H192ZM204 60V59H203ZM203 60H201V62H203ZM208 60V61H209ZM219 60H221V62L219 61ZM223 60V61H222ZM250 61H251V59H249ZM108 61H110V60H108ZM118 61V60H117ZM128 61H130V60H128ZM187 61V60H186ZM240 61H238V67H237V69H245L246 67H247V65H246V63L242 60L241 62ZM248 61V60H247ZM246 61V62H247ZM250 61H249V63H250ZM257 61H259V60H257ZM135 62V61H134ZM117 63V62H116ZM187 63H188V61H187ZM114 64V63H113ZM131 62L129 63V65H130V69L132 68V66L134 65H132L131 66ZM227 64H226V66H227ZM137 65V64H136ZM189 65V64H188ZM191 65V64H190ZM128 66V65H127ZM184 66V65H183ZM192 67H194L193 65H191ZM207 66V65H206ZM252 66V65H251ZM135 67V66H134ZM188 67V66H187ZM204 67V66H203ZM190 68V67H189ZM188 68V69H189ZM195 68H196V66H195ZM207 68H208V66H207ZM206 68V69H207ZM222 68V67H221ZM236 68V67H235ZM55 69V70H54ZM133 69V68H132ZM135 69H137V68H135ZM134 69V70H135ZM185 70V69H187V68H182V70ZM248 69V68H247ZM58 70V71H59ZM108 70H110V69H108ZM190 70H191V68H190ZM234 70V69H233ZM246 70V69H245ZM53 71V72H52ZM55 71V72H54ZM133 71V70H132ZM181 71V70H180ZM192 71V70H191ZM195 71H196V69H195ZM194 71V72H195ZM236 71V70H235ZM93 72V73H92ZM100 72V73H101ZM134 72H136V71H134ZM193 72V71H192ZM193 72V73H194ZM199 72V71H198ZM201 72H203V71H201ZM206 72H207V70H206ZM99 73V72H98ZM97 73V74H98ZM103 73H105V71L103 72ZM103 73L102 74H100V75H103ZM106 73H107V70H106ZM133 72H131V74H132ZM181 73H189V72H185V71H183V72H181ZM226 73V72H225ZM237 73V72H236ZM239 73V72H238ZM49 74V75H48ZM89 74H91V77L90 76H88ZM136 74V73H135ZM192 73H190V75H191ZM196 74V73H195ZM220 74V73H219ZM227 74V73H226ZM246 74V73H245ZM248 74V73H247ZM250 74H252V73H250ZM249 74V75H250ZM14 75V74H13ZM59 75V74H58ZM61 75V74H60ZM99 74H98V77L100 76ZM160 75V74H159ZM260 75V74H259ZM104 76V75H103ZM183 76H186V75H183ZM228 76V75H227ZM229 76H230V74H229ZM228 76V77H229ZM234 76V75H233ZM251 76V75H250ZM257 76H258V74H257ZM4 77V76H3ZM6 77V76H5ZM16 77V76H15ZM14 77V78H15ZM17 77H19V76H17ZM16 77V78H17ZM21 77V76H20ZM19 77V78H20ZM36 77V78H35ZM64 77V76H63ZM62 77V78H63ZM91 79V80H89V78ZM133 77V76H132ZM135 77V76H134ZM136 77H138V76H136ZM191 77H192V75H191ZM253 77H254V74H253ZM261 77H262V75H261ZM260 77V78H261ZM264 77V76H263ZM7 78H9V76L7 77ZM61 78V79H62ZM96 78H97V76H96ZM102 78V77H101ZM100 78V79H101ZM104 78V77H103ZM161 78V77H160ZM193 78V77H192ZM192 78L190 79V80H192ZM197 78V77H196ZM206 78V77H205ZM205 78H203V79H205ZM207 78H208V76H207ZM226 78V77H225ZM230 79L231 78H234V77H229ZM244 78V77H243ZM258 78V77H257ZM1 79V78H0ZM18 79V78H17ZM17 79H14V80H17ZM35 79V80H34ZM180 79H183V77H181ZM220 79V78H219ZM227 79V78H226ZM244 79H246V78H244ZM255 79V78H254ZM261 79H263V78H261ZM6 80V79H5ZM4 80V81H5ZM72 80V81H71ZM98 80V79H97ZM161 80V79H160ZM187 80H189V79H186V81ZM189 80V81H190ZM196 80V79H195ZM234 80V79H233ZM236 80H237V78H236ZM1 81V80H0ZM4 81H1L2 82V84L4 85L5 84V82ZM9 81L11 82L12 81V79L10 80V78H9ZM18 81V82H17ZM15 83L17 84H19V83H21L19 80H17ZM68 83H67V82ZM76 81V83H74ZM90 81V82H89ZM94 81V80H93ZM99 81H102V80H99ZM185 80H184V82H186ZM204 81H206V79L204 80ZM235 81V80H234ZM234 81H233V84H234ZM240 81V80H239ZM4 82V83H3ZM9 82V83H10ZM34 82H32V83H34ZM64 82L61 84V85H64ZM70 82V83H69ZM183 82V81H182ZM191 82V81H190ZM193 82H195V81H193ZM229 81H227V83H228ZM232 82V81H231ZM241 82H243V80L241 81ZM7 83V82H6ZM95 83H96V80H95ZM235 83H236V81H235ZM10 84H12V85H14L15 86V84L13 83V82H11ZM18 84H17V86H18ZM22 84V83H21ZM52 84H53V86H52ZM57 84H59V83H57ZM57 84H55V86L57 85ZM59 84V85H60ZM69 84V85H68ZM140 84V83H139ZM180 84V83H179ZM178 84V85H179ZM186 84H188V81L185 83V84H183V85H185L186 86ZM232 84V83H231ZM232 84V85H233ZM27 86L26 87H30V85L31 84H29V86H28V84H26ZM38 85H35V87L37 86L38 87ZM77 85V86H76ZM163 85H165V84H163ZM181 85V84H180ZM242 85V84H241ZM10 86V85H9ZM16 86V87H17ZM20 86V85H19ZM18 86V87H19ZM31 86H33V84L31 85ZM98 86V87H97ZM134 88H135V91H136V85L134 84ZM157 87H158V85H156ZM198 86V85H197ZM205 86V85H204ZM230 86V85H229ZM21 87H23V85L21 86ZM25 87V86H24ZM42 87V86H41ZM65 87V88H66ZM162 87V86H161ZM186 87H188V85L186 86ZM240 87V86H239ZM44 88V87H43ZM43 88H41V90L43 91L44 89ZM73 87H71V85H70V87L68 88V90H70V91H72V94H73V91H74V89H72ZM90 88V89H89ZM100 88H103V87H100ZM128 88V87H127ZM126 88V89H127ZM142 88V87H141ZM149 88V87H148ZM198 88V87H197ZM200 88V87H199ZM205 88H206V86H205ZM223 88H228L227 86L226 87H223ZM230 88L232 89V86H230ZM235 88H237V86L235 87ZM241 88V87H240ZM240 88H238V91H239V89ZM246 88V87H245ZM247 88H248V86H247ZM14 89V88H13ZM17 89V88H16ZM24 89H26V88H24ZM23 89V90H24ZM39 89V88H38ZM99 89V88H98ZM104 89V88H103ZM244 89V88H243ZM19 90L21 91V88H19ZM18 90V91H19ZM28 90V89H27ZM26 90V91H27ZM34 90H36V89H34ZM40 90V89H39ZM55 90V89H54ZM67 90V91H68ZM86 90H88V95H85V91ZM91 90V91H90ZM189 90V89H188ZM187 90V91H188ZM30 91H32V90H29V91H27V92H29L28 94H30V93H32V92H30ZM41 91V92H42ZM48 91V90H47ZM80 91H81V94H80ZM90 91V92H89ZM121 91H125V89L123 88V90L121 89ZM128 91V89L125 91V92H127ZM172 91V90H171ZM195 91V90H194ZM226 91H227V89H226ZM237 91V93H239ZM249 91V90H248ZM10 92V91H9ZM16 92H17V90H16ZM23 92V91H22ZM34 92V91H33ZM44 93H46V91L44 90L43 91ZM75 92V91H74ZM98 92H99V90H98ZM117 92H119V91H117ZM157 92V91H156ZM183 92H185V91H183ZM206 92V91H205ZM216 92H218V91H216ZM223 93L225 92V91H222ZM228 92H231V91H228ZM233 92V91H232ZM232 92H231V94H232ZM235 92V91H234ZM243 92V91H242ZM11 93V92H10ZM44 93H42L43 95H44ZM51 93V92H50ZM76 93V92H75ZM99 93H101V92H99ZM104 93V92H103ZM176 93V92H175ZM180 93V92H179ZM212 93H214V91L212 92ZM2 94V93H1ZM17 94H19V92H17ZM16 94V97L18 96ZM25 94H27V93H25ZM69 94H71V92L69 93ZM86 94H87V92H86ZM97 94V93H96ZM95 94V95H96ZM123 94V93H122ZM140 94V93H139ZM177 94V93H176ZM201 94V93H200ZM200 94H198L199 96H200ZM205 94V93H204ZM206 94H208L207 92H206ZM230 94V93H229ZM57 95V94H56ZM82 95V96H81ZM95 95H93V96H95ZM100 95L101 94H99L97 97H98V99L97 98H95V100H99V98H100ZM124 95H126V94H124ZM127 95H128V93H127ZM131 95V94H130ZM130 95L129 96H127V97H130ZM173 95H174V93H173ZM178 95V94H177ZM182 95V94H181ZM195 95H197V94H195ZM212 96H213V94H211ZM210 95V96H211ZM219 95V94H218ZM228 95V94H227ZM244 95V94H243ZM2 96V95H1ZM9 96V95H8ZM12 96V95H11ZM92 96V95H91ZM90 96V97H91ZM93 96H92V98H93ZM153 96V95H152ZM155 96V95H154ZM161 96V95H160ZM172 96V95H171ZM171 96L169 97V96H164V98L165 99H168V101H173V99L171 98ZM207 96V95H206ZM239 96V95H238ZM241 96V95H240ZM31 97V96H30ZM42 97V96H41ZM54 97V96H53ZM56 97V96H55ZM84 97V98H85ZM124 97V96H123ZM221 97H223V96H221ZM224 97H225V95H224ZM1 98V97H0ZM18 98V97H17ZM29 98V97H28ZM59 98H61V97H59ZM117 98V97H116ZM159 98V97H158ZM177 98V97H176ZM179 98V97H178ZM177 98V99H178ZM196 98V97H195ZM198 98V97H197ZM245 98H247V97H245ZM11 99V98H10ZM10 99H8L9 101H10ZM82 99H83V97H82ZM91 99V98H90ZM104 99V98H103ZM128 99V98H127ZM130 99H131V97H130ZM182 99V98H181ZM213 99V98H212ZM225 99V98H224ZM230 99V98H229ZM233 99H234V96H233ZM238 99H240V97L238 98ZM238 99L237 100H235V102L236 101H238ZM1 100H2V98H1ZM6 100V99H5ZM12 100V99H11ZM15 100V99H14ZM44 100H46V99H44ZM55 100V99H54ZM84 100V99H83ZM82 100V101H83ZM100 100L101 101H103L101 98H100ZM123 100V99H122ZM175 100V99H174ZM199 100H200V97H199ZM221 100H222V98H221ZM249 100H251V99H249ZM47 101V100H46ZM50 101H51V99H50ZM89 101V100H88ZM92 101H93V99H92ZM146 101V100H145ZM202 101V100H201ZM217 101V100H216ZM229 101V100H228ZM252 101V100H251ZM15 102V101H14ZM16 102H18L17 100H16ZM20 102V101H19ZM42 102V101H41ZM47 102H49V101H47ZM124 102H127V100H125ZM133 102V101H132ZM132 102H130V100H129V103H132ZM221 102V101H220ZM249 102V101H248ZM1 103V102H0ZM2 103H4V101L2 102ZM12 102L10 101V104H11ZM22 103V102H21ZM21 103H20V105H21ZM163 103V102H162ZM180 103V102H179ZM200 103V102H199ZM261 103V102H260ZM260 103H258V104H260ZM9 104V105H10ZM36 104V103H35ZM91 104V103H90ZM125 104V103H124ZM127 104H128V102H127ZM134 104V103H133ZM169 104V103H168ZM212 104V103H211ZM215 104V103H214ZM257 104V103H256ZM38 105V104H37ZM126 105V104H125ZM131 106V108L134 110V108L136 107V111H137V106H135V107H133L134 105H131V104H128V106ZM159 105V104H158ZM180 105V104H179ZM222 105V104H221ZM238 104L236 103V104H234V105H231V106H237ZM19 106V105H18ZM35 106V105H34ZM89 106V105H88ZM129 106V107H130ZM253 106V105H252ZM264 106V105H263ZM76 107V106H75ZM75 107H74V109H75ZM86 107H87V104H86ZM85 107V108H86ZM103 107V106H102ZM121 107V106H120ZM120 107H117L118 109L120 108ZM174 106H172L171 108H173ZM185 107V106H184ZM261 107V106H260ZM11 108V107H10ZM34 108V107H33ZM191 108V107H190ZM193 108V107H192ZM199 108V107H198ZM197 108V109H198ZM231 108V107H230ZM254 108H256V110H257V107H254ZM258 108H259V105H258ZM7 109H9V108H7ZM73 109V110H74ZM103 109V108H102ZM121 109V112L122 111H124V110H122V108H120ZM119 109V110H120ZM123 109H125V108H123ZM246 109V108H245ZM10 110V109H9ZM21 110H23V109H21ZM43 110V109H42ZM87 110H89V109H86L85 111H87ZM101 110V109H100ZM127 110V109H126ZM125 110V111H126ZM135 110H134V112H135ZM174 111H175V109H173ZM195 111H196V109H194ZM260 110V109H259ZM258 110V111H259ZM71 111V110H70ZM69 111V112H70ZM104 111V110H103ZM124 111V112H125ZM139 111V110H138ZM141 111V110H140ZM177 111V113H179V115L178 116H180V117H182V116H186L185 114H184V109H183V107H181V108H179L178 107V109L176 110ZM227 111H228V109H227ZM231 111H233V110H231ZM241 111V110H240ZM243 111V110H242ZM246 111H248V110H246ZM255 111V110H254ZM257 111V112H258ZM2 112V111H1ZM8 113H9V111H7ZM18 112V111H17ZM21 112V111H20ZM40 112V111H39ZM38 112V113H39ZM59 112V111H58ZM57 112V113H58ZM97 112V111H96ZM198 112H199V110H198ZM211 112V111H210ZM238 112V111H237ZM244 112V111H243ZM4 113V112H3ZM11 113V112H10ZM15 113V112H14ZM24 113V112H23ZM32 113V112H31ZM37 113V114H38ZM106 113V112H105ZM120 113V112H119ZM136 113V112H135ZM218 113V112H217ZM252 113V112H251ZM263 113H264V111H263ZM1 114V113H0ZM30 114V113H29ZM34 114H35V112H34ZM37 114H36V117H37ZM41 114V113H40ZM73 114V113H72ZM76 114H78V112L76 113ZM86 114V113H85ZM123 114V113H122ZM133 114V112L131 113V115ZM137 114H140V112L139 113H137ZM137 114H134L135 116L137 115ZM164 114V113H163ZM200 114V113H199ZM202 114V113H201ZM201 114H200V116H201ZM205 114V113H204ZM207 114V113H206ZM209 114H211V113H209ZM232 114H234V113H232ZM236 114H238V113H236ZM260 113L258 112V115H259ZM10 115V114H9ZM12 115V114H11ZM46 115V114H45ZM59 115V114H58ZM60 115L62 116V113H60ZM59 115V116H60ZM64 115V114H63ZM68 114L66 113L65 114V116H67ZM97 115V114H96ZM127 115H130V114H127ZM134 115L132 116V117H129V118H132V120H133V117H134ZM253 115H255V114H253ZM2 116V115H1ZM0 116V117H1ZM14 116V115H13ZM59 116L57 117L58 119H59ZM93 116L95 117V115L93 114ZM138 116V115H137ZM177 116V117H178ZM207 116V115H206ZM236 116V115H235ZM251 116V115H250ZM257 116V115H256ZM255 116V117H256ZM18 118H19V116H17ZM53 116H51L50 118H52ZM68 117V116H67ZM93 117V118H94ZM98 117V116H97ZM109 117V116H108ZM119 117H121V113H120V116ZM139 117V116H138ZM138 117H136V121H138ZM141 117V116H140ZM139 117V118H140ZM171 117V116H170ZM180 117H179V119H180ZM219 117H221V116H219ZM223 117V116H222ZM13 118V117H12ZM25 118V117H24ZM142 118V117H141ZM144 118V117H143ZM143 118H142V121H143ZM166 118V117H165ZM168 118V117H167ZM173 118H175V117H173ZM188 117L186 116L185 117V119H187ZM212 118V117H211ZM237 118H239V117H237ZM254 118V117H253ZM53 119V118H52ZM54 119H56V118H54ZM54 119H53V121H54ZM63 119V118H62ZM65 119V118H64ZM71 119V118H70ZM124 119V118H123ZM134 119H135V117H134ZM163 119V118H162ZM169 119V118H168ZM178 119V118H177ZM232 119H233V117H232ZM263 119V118H262ZM6 120V119H5ZM11 120V119H10ZM19 120V119H18ZM23 121H25L24 119H22ZM44 120V119H43ZM49 120H51V119H49ZM67 120V119H66ZM68 120H69V118H68ZM93 120V119H92ZM95 120V119H94ZM93 120V121H94ZM139 120H141V119H139ZM170 120V119H169ZM190 120H192V119H190ZM195 119H193V121H194ZM200 120V119H199ZM208 120V119H207ZM214 120H215V117H214ZM217 120V119H216ZM250 120H252V118L250 119ZM249 120V121H250ZM256 120V119H255ZM259 120V119H258ZM2 121V120H1ZM21 121V120H20ZM44 121H46V120H44ZM48 121V120H47ZM53 121H51V122H53ZM135 121V120H134ZM161 121V120H160ZM203 121V120H202ZM235 121H236V119H235ZM249 121H247L246 122V124L249 122ZM75 122V121H74ZM184 122V121H183ZM199 122H201V120L199 121ZM206 122V121H205ZM14 123V122H13ZM21 123V122H20ZM24 123V122H23ZM28 123V122H27ZM50 123V122H49ZM56 123H57V121H56ZM62 123V122H61ZM70 124L69 125H71V126H73L72 124H71V121L69 122ZM76 123H77V121H76ZM82 123V122H81ZM112 123V122H111ZM130 123H132V121L130 122ZM129 123V124H130ZM135 124L137 123V122H134ZM141 123V122H140ZM139 123V124H140ZM3 124H5V123H3ZM11 124V128H12V123H10ZM9 124V125H10ZM17 124V123H16ZM15 124V125H16ZM41 124H46V122H42ZM40 124V126H39V123H38V125H36V127H41L42 125ZM58 124V123H57ZM117 124V123H116ZM138 124V123H137ZM146 124V123H145ZM148 124H150L149 122H148ZM148 124H146L147 126H149V128H151L150 127V125H148ZM165 124V123H164ZM14 125V126H15ZM29 125V124H28ZM56 125V124H55ZM68 125V123L66 124V126ZM79 125V124H78ZM77 125V126H78ZM83 125L85 126V123H83ZM132 125V128H131V126H130V128L129 129H132V131H133V125L134 124H131ZM144 125V124H143ZM163 125V124H162ZM205 125H207V123L205 124ZM213 125V124H212ZM237 125V124H236ZM18 126V125H17ZM21 126V125H20ZM45 126V128H46V125H44ZM65 126V125H64ZM66 126H65V128H66ZM76 126V125H75ZM80 126V125H79ZM78 126V127H79ZM95 126V125H94ZM93 126V127H94ZM104 126V125H103ZM117 126V125H116ZM147 126H145L144 125V127H146L147 128V130L146 131H144V132H147V131H149V129H148V127ZM170 126H172V125H170ZM230 126H232V123H231V125ZM238 126V125H237ZM243 127H244V125H242ZM250 126V125H249ZM259 126V125H258ZM257 126V127H258ZM7 127H9V126H7ZM22 127V126H21ZM52 127V126H51ZM50 127V128H51ZM86 127V126H85ZM96 127V126H95ZM94 127V128H95ZM127 127V126H126ZM135 127V126H134ZM208 127V126H207ZM251 127V126H250ZM11 128H9L10 130H8V132L9 133H11L10 131H11ZM18 128V127H17ZM63 128V127H62ZM142 127H140V129H141ZM170 128V127H169ZM169 128L167 129V130H169ZM215 128V127H214ZM246 128H248V127H246ZM251 128H253V126L251 127ZM262 128V127H261ZM3 129H4V126H3ZM16 129V128H15ZM39 129V128H38ZM86 129V128H85ZM88 129H89V127H88ZM128 129V130H129ZM198 129V128H197ZM217 129V128H216ZM220 129V128H219ZM231 129H233V128H231ZM242 129H244V128H242ZM254 129V128H253ZM255 129H256V127H255ZM259 129V128H258ZM264 129V128H263ZM53 129H51V131H52ZM56 130V129H55ZM63 130V129H62ZM68 130H71L70 128L68 129ZM87 130V129H86ZM85 130V131H86ZM136 130V129H135ZM138 130V129H137ZM180 130V132H181V128L180 129H178V131ZM184 130V129H183ZM236 130V129H235ZM261 130V129H260ZM17 130H15L14 132H16ZM19 131V130H18ZM45 131H47L46 129H45ZM49 131V130H48ZM54 131V130H53ZM63 131H66L67 132V130H63ZM74 131H77L78 133H79V131H80V129H79V131H78V129L76 130H74ZM83 131H84V129H83ZM93 132H94V130H92ZM98 131V130H97ZM132 131H129V132H132ZM143 131H140L139 130V132H138V134L140 133L141 135H142V133L141 132H143ZM214 131H217V130H214ZM264 131V130H263ZM1 132H4L5 133V131H1ZM6 132H7V130H6ZM7 132V133H8ZM60 132V131H59ZM76 132V133H77ZM87 132V131H86ZM167 131H165V133H166ZM169 132H171V130L169 131ZM209 132H210V130H209ZM242 132V131H241ZM6 133V134H7ZM18 133V132H17ZM17 133H14V134H16V135H18ZM36 133V132H35ZM69 133V132H68ZM67 133V134H68ZM72 133H74V132H72ZM91 134L89 135L90 137H91V135L93 134L92 132H90ZM137 133V132H136ZM214 133V132H213ZM23 134H25V133H23ZM71 134V133H70ZM95 134V133H94ZM127 134H128V132H127ZM139 134V135H140ZM144 134H146V133H143V135ZM149 134H150V132H149ZM149 134L148 135H145V137H147V136H149ZM169 134V133H168ZM49 135H50V133H49ZM83 136H84V133L82 134ZM131 135H133V136H136V135H134V132L131 134ZM140 135V136H141ZM142 135V136H143ZM165 135V134H164ZM170 135H171V133H170ZM251 135H252V133H251ZM7 136V135H6ZM55 136H57V135H55ZM89 136H88V139H89ZM139 136V137H140ZM168 136V135H167ZM190 136L192 137V135H188L187 133H184L183 135H182V138L183 137H185L187 140H188V138L190 139ZM243 136V135H242ZM253 136V135H252ZM8 137H9V134H8ZM21 137V136H20ZM24 137V136H23ZM22 137V138H23ZM48 137V136H47ZM51 137H53V135L51 136ZM59 137V136H58ZM57 137V138H58ZM81 137V136H80ZM85 137V136H84ZM124 137V136H123ZM128 137H130L129 135H128ZM144 137V136H143ZM194 137H195V135H194ZM210 137V136H209ZM5 138V137H4ZM10 138V137H9ZM17 138V137H16ZM15 138V139H16ZM18 138H19V135H18ZM42 137H40V139H41ZM48 138H50V137H48ZM92 138V137H91ZM97 137H95V139H96ZM137 138H138V136H137ZM142 138V137H141ZM170 138H171V136H170ZM173 138V137H172ZM229 139L231 138V137H228ZM1 139V138H0ZM47 139V138H46ZM52 139V138H51ZM66 139L68 140V141H70L72 144L74 143V142H76V140H78L79 141V139L80 138H77V136L76 137H74L73 138V136L70 138V137H66ZM86 139V138H85ZM85 139H83V141H85L86 143H83L84 145L85 144H88L87 143V141L85 140ZM125 139H126V136H125ZM130 138H128V140H129ZM133 139H135V137H133ZM139 139V138H138ZM138 139H136V140H138ZM146 139V138H145ZM186 139H185V141H186ZM206 139V138H205ZM208 139V138H207ZM206 139V140H207ZM218 139V138H217ZM9 140V139H8ZM11 140V139H10ZM17 141H18V139H16ZM15 140V141H16ZM24 140V139H23ZM49 140V139H48ZM127 140V139H126ZM147 140V139H146ZM203 140H204V138H203ZM216 140V139H215ZM16 141V142H17ZM52 141V140H51ZM51 141H49V142H51ZM81 141H82V139L80 140V142L79 143H81ZM109 141V140H108ZM130 141H131V139H130ZM222 141H223V139H222ZM258 141V140H257ZM10 142V141H9ZM21 143H22V140L20 141ZM23 142H25V141H23ZM27 142V141H26ZM25 142V143H26ZM55 142V141H54ZM59 142V141H58ZM148 142H149V139H148ZM148 142H147V144L146 145H148ZM209 142V141H208ZM206 143V146H203L202 145V143H203V141H202V139H200V138H191L190 139V142H189V147H188V154H190V155H194V156H199L198 158L200 159V160H202L201 162L203 163V164H205V166H209V169H213V170H217V173L215 174V172L213 173V175H212V178L213 179H215V181H216V186L213 188V187H209L210 188V191L211 190H213V193H214V195H215V193L217 192V190L220 188H222L223 187V189H224V187L226 188V189H224V192H226V194H222V199H216V200H209L210 199V194L208 195V194H202L201 195V197H199V199H198V197H197V201H199L200 200V198H202V204H204V206H205V208L206 207H213V210L211 211V214H214V213H218V212H220V213H222L225 217H226V219L227 218H229V219H231V220H234L235 222L237 221H241L240 219H243L244 220V227H245V232H243V234L245 233L247 236L246 237H248L247 239V241H246V243L248 242V244L247 245H249V247L250 246H252V244H254L255 243V241L258 239V237H257V233H259L261 236V238H260V242H258L257 244V246H255V247H257L258 249L257 250H255V251H252V249L251 248H249V250L248 251H250L251 250V254L250 255H248V252H247V257H245V253L243 254L242 253V251L240 252V246H239V244H234L235 242V240H233V242L232 241H230V242H232L231 243V247H229L230 248V250H231V253L233 254V258H234V260H232V264H241V263H246V264H264V183H263V179L261 178V176H260V173L258 174L257 172H254V171H252V172H250V174H249V172H247L245 169H243V170H241L240 172L241 173H236L235 172V169H236V167H235V165H237L238 164V162H239V165L240 164H244L243 162V160H246L244 157H241V156H236L235 154H234V151L233 152H231V153H228L227 155H224L223 153H220L219 152V150L218 149H216V148H213L212 146H208V145H210L211 144V142H213V139H212V141H210V144L209 143ZM220 142H221V140H220ZM228 142H232V141H228ZM240 142V141H239ZM238 142V143H239ZM1 143V142H0ZM11 143V142H10ZM9 143V144H10ZM18 143V142H17ZM129 143V142H128ZM127 143V144H128ZM132 142H130L129 144H131ZM185 143V142H184ZM225 143V142H224ZM234 144H235V142H233ZM232 143V144H233ZM22 144H24V143H22ZM44 144V143H43ZM55 144V143H54ZM64 144V143H63ZM62 144V145H63ZM90 144V143H89ZM94 144V143H93ZM145 144V143H144ZM221 144V143H220ZM231 144V143H230ZM230 144H227L228 145V147H231V145ZM47 145V144H46ZM49 145H50V143H49ZM77 145V144H76ZM79 145V144H78ZM226 144L224 145V148H226V146H227ZM230 145V146H229ZM5 146V145H4ZM20 146V145H19ZM21 146H24V145H21ZM43 146V145H42ZM48 146V145H47ZM63 146H67V145H63ZM72 146V145H71ZM90 146H93V145H90ZM89 145L88 146H85L86 148H87V150H89V149H91V148H89L90 147ZM137 146V145H136ZM148 146H150V145H148ZM148 146H146V147H148ZM152 146V145H151ZM167 146V145H166ZM6 147H8V146H6ZM39 147H40V145H39ZM76 148H77V146H75ZM80 147H82V146H80ZM80 147H79V149H80ZM129 147V146H128ZM179 147V146H178ZM44 148V147H43ZM60 148V147H59ZM58 148V149H59ZM66 148V147H65ZM65 148H63V149H61L60 148V152H63L62 150H65ZM84 148V147H83ZM149 149L151 148V147H148ZM156 148V147H155ZM233 147H231V149H232ZM240 148H241V146H240ZM14 149H15V147H14ZM14 149H13V151H14ZM20 149H21V147H20ZM149 149H147V150H149ZM178 149V148H177ZM235 149H236V146H235ZM243 149V148H242ZM6 150V149H5ZM37 150V149H36ZM39 150V149H38ZM37 150V151H38ZM42 150V149H41ZM54 150V149H53ZM70 150H71V148H70ZM105 150V149H104ZM151 150V149H150ZM160 150V149H159ZM181 150V149H180ZM180 150H178L179 152H180ZM227 150V149H226ZM25 151V150H24ZM36 151V152H37ZM44 151V150H43ZM46 151H48V150H46ZM45 151V152H46ZM57 151V150H56ZM67 151H69V146H68V150ZM76 151H78V149H76ZM81 151H83V150H81ZM90 151H92V150H90ZM174 151V150H173ZM177 151V150H176ZM239 151H241V150H239ZM11 152V154H12V151H10ZM9 152V153H10ZM49 152V151H48ZM55 152V151H54ZM54 152L52 153V154H54ZM72 152V151H71ZM85 152V151H84ZM93 152H95V151H93ZM151 152V151H150ZM237 152H238V150H237ZM252 152H254V151H252ZM39 153V152H38ZM64 153V152H63ZM80 153V152H79ZM82 153V152H81ZM153 153V152H152ZM256 153V152H255ZM20 154V153H19ZM41 154V153H40ZM118 154V153H117ZM116 154V155H117ZM149 154V153H148ZM178 154V153H177ZM259 154V153H258ZM51 154H50V152L48 153V156H50ZM55 155H56V153H55ZM74 155H76V157H78V155L77 154H74ZM105 155V154H104ZM103 155V156H104ZM119 155V154H118ZM128 155H130V154H128ZM132 155V154H131ZM130 155V156H131ZM151 155V154H150ZM179 155V154H178ZM181 155V154H180ZM261 155V154H260ZM264 155V154H263ZM37 156V155H36ZM41 156H42V154H41ZM54 156V155H53ZM56 156H60V154L58 155H56ZM98 156H99V154H98ZM101 156V155H100ZM106 156V155H105ZM111 156V155H110ZM113 156V155H112ZM134 156V155H133ZM177 156V155H176ZM256 156V155H255ZM51 157V156H50ZM61 157L62 156H60L59 158H60V160L61 161H64L63 159H61ZM73 157V156H72ZM75 157V158H76ZM81 157V155H79V158ZM93 157V156H92ZM91 157V158H92ZM102 157V156H101ZM115 157V156H114ZM179 157V156H178ZM246 157H248L247 159H249V160H251V158L253 157H251L250 155H247ZM49 158V157H48ZM58 158V157H57ZM56 158V159H57ZM69 158V157H68ZM79 158H76V159H79ZM87 158V157H86ZM111 158V157H110ZM131 158V157H130ZM133 158V157H132ZM152 158V157H151ZM255 158V157H254ZM43 159V158H42ZM47 159V158H46ZM50 159V158H49ZM48 159V160H49ZM81 159V158H80ZM99 159H101L102 160V158H99ZM98 159V160H99ZM115 159H117V158H115ZM114 159V160H115ZM155 159V158H154ZM153 159V160H154ZM263 159V158H262ZM30 160V159H29ZM39 160V159H38ZM59 160V161H60ZM82 160V159H81ZM84 161L86 160V162H87V166H89L90 165V161H87L88 159H83ZM82 160V162H84ZM96 160H97V157H96ZM105 160H107V159H105ZM105 160H102V162L104 161V162H107V161H105ZM117 160H119V159H117ZM130 160V159H129ZM133 161V163H134V161L136 162V160H134V158L132 159ZM151 161H153L152 159H150ZM196 160V159H195ZM248 160V161H249ZM264 160V159H263ZM60 161V162H61ZM78 161V160H77ZM93 161H94V159H93ZM109 161H110V159H109ZM116 161V160H115ZM139 161V160H138ZM137 161V162H138ZM243 161V162H242ZM56 162H57V160H56ZM56 162H55V164H56ZM59 162V163H60ZM74 162V161H73ZM79 162V161H78ZM85 162V163H86ZM96 162V161H95ZM93 163V164H91L90 166H94L96 163H98V161L96 162V163ZM99 162H100V160H99ZM101 162V163H102ZM113 162V160L112 161H110V162H107L108 164L110 163H112ZM127 162L129 163V168H130V165L132 164L130 161H128L127 160ZM177 162V161H176ZM184 162V161H183ZM26 163V162H25ZM42 163H44V162H42ZM54 163V162H53ZM58 163V164H59ZM76 162H74V163H72V166L75 164ZM84 163V164H85ZM89 163V164H88ZM107 163H105L106 165H107ZM113 163H115V164H113V165H115V166H113L112 165V167H110L111 165H107V167H108V169L110 168L111 169V172H110V170L108 171V170H106V172L108 171L109 172V174H110V176H112V174H114V173H116L117 172V169L119 168V171H120V169L122 170L123 169V167H124V164H125V162H121L122 164H123V166L122 165H118V162L116 161V162H113ZM131 163V164H130ZM139 163V162H138ZM140 163H142V162H140ZM153 163H154V161H153ZM66 164V163H65ZM84 164H83V166H84ZM105 164H99V165H102V170L104 169V166H106ZM158 164V163H157ZM181 164V163H180ZM246 164V163H245ZM249 164V163H248ZM256 164V163H255ZM7 165V164H6ZM79 165H82L81 164V162H79ZM78 165V166H79ZM99 165H97V167H99ZM117 165H118V168H117ZM133 165V164H132ZM190 165H191V163H190ZM196 165V164H195ZM201 165V164H200ZM259 166H260V164H258ZM51 166V165H50ZM77 166V167H78ZM90 166L88 167V169L90 168ZM92 166V167H93ZM184 166V165H183ZM242 166V165H241ZM74 167V166H73ZM77 167H76V170H77ZM86 167V166H85ZM101 167V166H100ZM99 167V169H97V170H99L100 171V168ZM115 167V168H114ZM120 167H122V168H120ZM200 167V166H199ZM240 167V166H239ZM6 168V167H5ZM8 168V167H7ZM52 168V167H51ZM66 168V167H65ZM84 168V167H83ZM94 168V167H93ZM113 168L114 169H116L115 171L113 170ZM161 168V167H160ZM238 168V167H237ZM37 169H38V167H37ZM45 169V168H44ZM64 169V168H63ZM70 169V168H69ZM87 169V168H86ZM92 169V168H91ZM105 169H107V168H105ZM104 169V170H105ZM234 169V170H233ZM239 169V168H238ZM240 169H241V167H240ZM247 169V168H246ZM65 170V169H64ZM64 170H60L58 173H56L55 175H53V174H50V172L48 173V172H45V173H41V174H39V172H42V171H38V174L40 175V179L39 180H36L35 181V177L37 176H33V178L32 179H34V181L32 180V179H29V178H27V180H28V183L27 184H25L27 181H25L24 183H22V181H20V182H18V181H16L17 183H16V185L15 186H11L10 187V184L12 183V182H14L15 183V180L12 178V180L9 182V183H6V182H4V181H2V182H0V233L2 234H7V235H10V234H16L15 232L16 231H20V232H22V241L24 242H26V243H32L33 244V246L36 248V249H40V250H38L39 252H41V253H43L44 254V257L41 259V260H38V261H36V262H34V263H32V264H89L90 262H92L91 264H113L115 261H117V258L120 256V255H122V254H124L125 253V251H124V249H125V247L127 246V244L129 243V242H127V237H131V236H133V238L132 239H134V236L136 237V235L137 234H133V225L134 224H132V222L130 221H128L127 219V221H125L124 220V222L122 221V222H120V224L118 225V224H116L115 222H112V220H111V216H113L112 215V213H115L118 209H123L124 208V206H121V207H123V208H118L117 209V203H116V207L114 206L113 207V204L111 205V204H109V201L110 200H113V201H115L116 202V200L118 199V197H119V195H118V190L119 189H117V190H110V189H108V188H106V184H104L103 182V184L101 183V184H99L100 182L98 181V180H96L97 182H99L97 185H96V183H95V185H94V183H93V185H91L90 183H89V181L90 180H95L93 177H92V179H89V177H87V179H89V181H84V182H82L81 184H80V182H78L77 183V179H76V183H77V185H78V187L76 186L75 188H71V193H69V196H70V198H68V196H67V191H66V187L68 186L67 185V183H69V182H72L71 180H69L67 183H66V178H68V177H70V176H68V177H65V179H64V175H65V173H67V172H64ZM66 170H67V168H66ZM83 169H81V171H80V168H79V170H77L78 172L80 171V173L82 172V174L84 173L83 171H82ZM92 170H94V169H92ZM210 170V171H211ZM213 170L211 171V172H213ZM220 170L221 171H223V172H225V174L223 173V175H221L219 172H220ZM231 170H233V173H231L232 171ZM8 171V170H7ZM46 171V170H45ZM49 171V170H48ZM118 171V172H119ZM163 171V170H162ZM257 171H258V169H257ZM44 172V171H43ZM73 172V171H72ZM72 172H71V174H72ZM75 172V171H74ZM77 172V173H78ZM104 172V171H103ZM114 172V173H113ZM130 172H131V170H130ZM19 173V172H18ZM52 173V172H51ZM120 173V172H119ZM160 173H162V172H160ZM166 173V172H165ZM206 173V172H205ZM209 173V172H208ZM37 174V173H36ZM68 174H69V172H68ZM76 174V173H75ZM89 174H90V172H89ZM104 174V173H103ZM108 174V173H107ZM108 174V175H109ZM210 174V173H209ZM212 174V173H211ZM210 174V175H211ZM27 175V174H26ZM84 175H85V173H84ZM92 175V174H91ZM90 175V176H91ZM100 175V174H99ZM116 175V174H115ZM118 175V174H117ZM121 176H122V174H120ZM160 174H158L157 175V177L159 176ZM163 174H161V176H162ZM202 175H205V177L206 176H208L207 174H202ZM66 176V175H65ZM74 176V175H73ZM93 176H95V175H93ZM101 176V175H100ZM99 176V177H100ZM104 176H106V175H104ZM110 176H108V178H110ZM232 176H236V177H239V181H235V179H234V181H232ZM29 177H31V176H29ZM38 177V176H37ZM75 177V176H74ZM77 177H79L78 175H77ZM76 177V178H77ZM107 177V176H106ZM115 177V176H114ZM114 177H113V179H114ZM118 177V176H117ZM117 177H115V180L117 179ZM120 177V176H119ZM123 177L124 176H122V181H121V183L123 182ZM202 177V176H201ZM204 177V176H203ZM25 178V177H24ZM97 178V177H96ZM104 178V177H103ZM18 179V178H17ZM79 179V178H78ZM81 179V178H80ZM86 179V178H85ZM112 179V180H113ZM119 179V178H118ZM107 180V179H106ZM202 180L203 179H201L200 181L202 182ZM211 180V179H210ZM224 180H225V182H224ZM101 181V180H100ZM103 181H104V179H103ZM114 181V180H113ZM116 182V181H115ZM114 182V183H115ZM124 183V182H123ZM122 183V184H123ZM162 183V182H161ZM199 183V182H198ZM75 184V183H74ZM115 184H117V183H115ZM156 184V183H155ZM207 184H213V183H211V182H209L208 180L205 182V185H207ZM235 184V185H234ZM12 185H13V183H12ZM114 185V184H113ZM160 185V184H159ZM162 186H165V185H163V183L161 184ZM196 185V184H195ZM8 186V187H7ZM70 186H72V185H70ZM209 186V185H208ZM207 186V187H208ZM212 186V185H211ZM109 187H112V186H109ZM118 187H121V186H118ZM127 187V186H126ZM194 187V186H193ZM199 187V186H198ZM53 188H55L56 190H54ZM59 188H61L60 190H58ZM179 188V187H178ZM156 189V188H155ZM159 189V188H158ZM157 189V190H158ZM219 189V190H220ZM232 189V194H231V197H230V190ZM122 190H125V188H124V186H123V189ZM127 190H129V189H127ZM191 190V189H190ZM192 190H193V188H192ZM196 190H197V188H196ZM198 190H200V188L198 189ZM119 191H121V190H119ZM126 191V190H125ZM158 191H160V189L158 190ZM208 191V190H207ZM209 191V192H210ZM122 192V191H121ZM134 191H132L131 193H133ZM161 192H162V190H161ZM200 192V191H199ZM126 193V192H125ZM124 193V194H125ZM130 193V194H131ZM139 193V192H138ZM212 193V194H213ZM130 194H127V195H130ZM135 195L134 196H132L131 195V197H135L136 196V193H134ZM139 194H141V193H139ZM196 194H197V196H198V193L196 192ZM201 193H199V195H200ZM219 194V193H218ZM142 195V194H141ZM143 195H144V193H143ZM213 195V196H214ZM123 196V195H122ZM121 196V197H122ZM138 196V195H137ZM137 196H136V198H137ZM212 196V197H213ZM130 197V198H131ZM136 198H133L134 200L136 199ZM120 199V198H119ZM119 199L117 200V201H119ZM129 199V198H128ZM139 199V198H138ZM123 200H126V198H124ZM142 200H144V198H142ZM195 200V201H196ZM128 201V200H127ZM126 201V202H127ZM196 201V202H197ZM121 201H119V203H120ZM123 202V201H122ZM122 202H121V204H122ZM133 202V201H132ZM141 202V201H140ZM143 202V201H142ZM141 202V203H142ZM144 202H145V200H144ZM239 202H240V204H241V206L239 207V208H237L238 207V205H239ZM124 203V205H125V201L123 202ZM128 203V202H127ZM147 203V202H146ZM120 204V205H121ZM197 204H199V202L197 203ZM119 205V204H118ZM134 205H135V201H134ZM195 205H196V203H195ZM112 206V207H111ZM130 206V205H129ZM152 206H153V204H152ZM157 206V205H156ZM154 207V208H157V207ZM128 207V206H127ZM127 207L125 206V209H123L122 210V212H124V210H126L127 209ZM168 207V206H167ZM185 207V206H184ZM203 207V206H202ZM129 209V208H128ZM150 209V208H149ZM148 209V210H149ZM168 209H169V207H168ZM167 210V209H166ZM205 210V209H204ZM207 210V209H206ZM163 211V210H162ZM117 212H119V211H117ZM121 212V211H120ZM185 212V211H184ZM125 213V212H124ZM261 213H263V215L261 214ZM115 214H117V213H115ZM141 214V213H140ZM139 214V215H140ZM208 214V213H207ZM118 215V214H117ZM121 216H122V213L120 214ZM119 215V216H120ZM125 215V214H124ZM139 215H133V216H135L136 218L139 216ZM148 215V214H147ZM209 215V214H208ZM214 215H216V214H214ZM214 215H212V218H213V216ZM253 215H255L257 218H255ZM201 216V215H200ZM199 216V217H200ZM125 217V216H124ZM128 217V216H127ZM148 218L149 217H151V216H147ZM156 217V216H155ZM118 218V217H117ZM116 218V219H117ZM122 218V217H121ZM136 218H132V219H136ZM211 218V217H210ZM220 218V217H219ZM158 219H159V217H158ZM169 219V218H168ZM247 219V220H246ZM17 220H20L21 221V223L19 224V223H17L18 221ZM121 220V219H120ZM131 220V219H130ZM139 220V219H138ZM161 220V219H160ZM172 220V219H171ZM200 220V219H199ZM17 221V222H16ZM204 221V220H203ZM202 221V222H203ZM230 221V220H229ZM135 222V221H134ZM133 222V223H134ZM173 222V221H172ZM209 222V221H208ZM224 221H222L221 223H223ZM167 223H168V221H167ZM218 223V222H217ZM169 225H170V223H168ZM202 224V223H201ZM230 224V223H229ZM232 224V223H231ZM202 225H204V223L202 224ZM206 225V224H205ZM205 225H204V227H205ZM210 225H212V224H210ZM216 225V224H215ZM223 225H225L224 223H223ZM237 225H239V224H237ZM179 226V225H178ZM135 228H136V226H134ZM168 227H170V226H168ZM199 227V226H198ZM201 227V226H200ZM225 227V226H224ZM229 227H231V226H229ZM233 227V226H232ZM234 227H235V225H234ZM216 228V227H215ZM179 229V228H178ZM207 229V228H206ZM209 229V228H208ZM219 229V228H218ZM223 229V228H222ZM230 229V228H229ZM239 229V228H238ZM66 230V233L68 234L67 236L68 237H70V238H67V237H64V239H62L61 240V238H60V235H62L63 233H64V231ZM120 230V232H122V234L121 235H119V237L116 239V241H117V246H118V249L116 250L117 251V254H116V256L115 255H113L112 253H110L109 252V246H110V244L112 243H107V245H105L104 247L102 246V245H100V241H99V239H96V238H93L91 235L92 234H97V235H101V234H103L107 239H109L110 240V238H112V236H114V234H116V232L117 231H119ZM196 230H197V228H196ZM199 230V229H198ZM201 230H202V227H201ZM201 230H199L200 232H201ZM210 230H211V228H210ZM253 230L254 231H256V234L253 232ZM209 231V230H208ZM207 231V232H208ZM212 231H214V230H212ZM211 231V232H212ZM219 230H216V234L214 233V235H213V233H212V235H211V233H210V238H211V243L213 244L212 246H219V249H220V244H219V237H221V236H218L219 234L217 233ZM240 231V230H239ZM191 232V231H190ZM205 232H206V230H205ZM204 232V233H205ZM210 232V231H209ZM221 232V231H220ZM225 232V231H224ZM228 232V231H227ZM202 233V232H201ZM235 233V232H234ZM241 233V232H240ZM0 234V235H1ZM1 235V236H6V235ZM197 234V233H196ZM206 234V236L208 235L209 236V233L207 234V233H205ZM221 234V233H220ZM227 234V233H226ZM225 234V235H226ZM243 234L241 235V236H243ZM198 235H200V234H198ZM202 235H204V234H202ZM223 235V234H222ZM230 235L231 236H233V237H235V234L234 235H232L231 234V232H230ZM138 236V235H137ZM9 237V236H8ZM115 237V236H114ZM223 237H225L226 238V236H223ZM232 237V238H233ZM237 237V236H236ZM235 237V239H237ZM245 237V238H246ZM255 237H257V238H255ZM1 238V237H0ZM6 238V240H7V237H5ZM4 238V239H5ZM16 238V237H15ZM156 238V237H155ZM162 238V237H161ZM160 238V239H161ZM192 238V237H191ZM196 238H198V237H196ZM200 238H201V236H200ZM207 238V237H206ZM21 239V238H20ZM130 239V238H129ZM153 239V238H152ZM160 239H158V240H160ZM164 239H166V238H164ZM169 238H167V240H168ZM203 239V238H202ZM219 239V240H218ZM234 239V238H233ZM156 239H154V241H155ZM161 240H163V239H161ZM160 240V241H161ZM170 240V239H169ZM232 240V239H231ZM259 240V239H258ZM11 241H13V240H11ZM14 241H16V239L14 240ZM13 241V242H14ZM129 241V240H128ZM138 241V240H137ZM140 241V240H139ZM149 241H151V240H149ZM153 241V242H154ZM191 241H192V239H191ZM226 241H228V240H226ZM228 241V242H229ZM242 241H245V240H242ZM242 241H240V242H242ZM0 242H3V244H4V242H6V241H1V239H0ZM8 242V241H7ZM19 242H20V240H19ZM156 242V241H155ZM172 242V241H171ZM183 241H181V243H182ZM200 242H202V241H200ZM204 242H208L207 241V239H206V241H204ZM204 242H202L201 243V245H205V243ZM229 242V243H230ZM239 242V243H240ZM11 243V242H10ZM15 243V242H14ZM13 243V244H14ZM58 243V244H57ZM149 243H152V242H149ZM160 243H162V241L161 242H159L158 244H160ZM196 243V242H195ZM198 243V242H197ZM210 243V244H211ZM224 243H225V241H224ZM238 243V242H237ZM242 243H244V245L246 244L245 242H242ZM6 244V243H5ZM4 244V245H5ZM7 244H9V242L7 243ZM12 244V243H11ZM22 244V243H21ZM130 244V243H129ZM128 244V245H129ZM191 244H192V242H191ZM219 244V245H218ZM30 245V244H29ZM114 245H116L115 243H114ZM113 245V246H114ZM134 245L135 244H133V248H136V247H134ZM137 245V244H136ZM148 245V244H147ZM151 245V244H150ZM243 245V244H242ZM7 246H9V245H7ZM60 246H63L65 249H66V253H61V255H58V254H55L56 252H57V248L58 247H60ZM153 246H154V244H153ZM152 246V247H153ZM161 246V244L159 245V247ZM199 246V245H198ZM206 246V245H205ZM211 246V245H210ZM223 246H224V244H223ZM230 246V245H229ZM246 246V245H245ZM259 246V247H258ZM2 247V244H1V246H0V248ZM10 247V246H9ZM132 247V246H131ZM139 247H141V246H139ZM139 247H137L138 249H137V252H139V250H141V248L139 249ZM150 246H147V248H149ZM158 247V246H157ZM207 247V246H206ZM226 247V246H225ZM243 247V246H242ZM253 247V246H252ZM3 248V247H2ZM8 248V247H7ZM31 248V247H30ZM62 248V247H61ZM103 248V249H102ZM129 248V250H130V246L128 247ZM163 248H164V244H163ZM245 248V247H244ZM10 249V248H9ZM14 249H16V248H14ZM35 249V250H36ZM114 249H116V248H114ZM153 250H156V249H154V248H152ZM227 249V248H226ZM225 249V250H226ZM242 249V248H241ZM1 250H3V249H1ZM63 250V249H62ZM76 251V253H77V255L76 256H74L73 255V251ZM102 250H104V252L106 253V257H105V259L102 257ZM128 250V249H127ZM126 250V251H127ZM133 251H134V249H132ZM149 250H151V249H149ZM148 250V252H150ZM207 250V249H206ZM214 250H216V248L214 249ZM218 250V249H217ZM216 250V251H217ZM4 251V250H3ZM13 250H11V253H14V252H12ZM115 251V250H114ZM132 251V252H133ZM142 251V250H141ZM165 251V250H164ZM208 251H209V249H208ZM7 252V251H6ZM8 252H9V250H8ZM17 252V251H16ZM15 252V253H16ZM131 252V253H132ZM146 252V251H145ZM148 252H147V256H148ZM156 252H157V250H156ZM214 252V251H213ZM228 252V251H227ZM2 253V252H1ZM3 253H5V252H3ZM11 253H10V255H11ZM20 253V255L21 256H23L22 254L24 253V251L22 252V254H21V252H19ZM59 253V252H58ZM143 253V252H142ZM193 253V252H192ZM215 253V252H214ZM218 253V252H217ZM225 253V252H224ZM223 253V254H224ZM134 254V253H133ZM133 254H132V257H133ZM161 254V253H160ZM165 254H167V253H165ZM216 254V253H215ZM220 254V253H219ZM16 255V254H15ZM56 255H58V256H56ZM134 255H136V251H135V254ZM138 255H140V254H138ZM141 255H143V254H141ZM168 255V254H167ZM209 255H210V253H209ZM2 256H3V254H2ZM125 256H127L126 254H125ZM124 256V257H125ZM152 256V255H151ZM161 256V255H160ZM193 256V254L191 255V259L195 256L196 257V255L194 254V256ZM206 256V255H205ZM208 256V255H207ZM216 257H217V255H215ZM11 257H12V255H11ZM16 257V256H15ZM34 257V256H33ZM123 257V258H124ZM148 257H150V256H148ZM13 258H14V256H13ZM120 259V260H124V259ZM152 258V257H151ZM232 258V259H233ZM12 259V258H11ZM150 259V258H149ZM166 259H169L168 258V256L166 257ZM206 259V258H205ZM216 259V258H215ZM7 260H8V258H7ZM25 260V259H24ZM29 260V259H28ZM177 260V259H176ZM194 260L196 261V258H194ZM194 260H192L193 262H194ZM225 260V259H224ZM10 261H12L11 263H9V264H13V262H14V260H10ZM33 261V260H32ZM80 261H81V263H80ZM83 261H85V262H88V263H84ZM129 261V260H128ZM218 261V260H217ZM29 262V261H28ZM27 262V263H28ZM31 262V261H30ZM130 262V261H129ZM163 262V261H162ZM192 262V263H193ZM218 262H220V260L218 261ZM223 261H221V263H222ZM225 262V261H224ZM3 263H4V261H3ZM16 263H18L17 262V260H16ZM20 263V262H19ZM118 263H120V261L118 262ZM152 263V262H151ZM203 263V262H202ZM15 264V263H14ZM24 264H26V263H24ZM28 264H30V263H28ZM121 264V263H120ZM129 264V263H128Z\"/></svg>","mask_w":264,"mask_h":264},{"label":"crops","instance_id":"0c3cea01","mask_svg":"<svg viewBox=\"0 0 264 264\" xmlns=\"http://www.w3.org/2000/svg\"><path fill=\"white\" fill-rule=\"evenodd\" d=\"M211 26V25H210ZM214 26H216V24L214 25ZM185 32H187V27H185ZM214 32V29H212V30H210V33H213ZM192 39V38H191ZM196 39V38H195ZM203 39V38H202ZM245 40V39H244ZM248 39H246L245 41H247ZM263 40H264V38H263ZM202 41H204V39L202 40ZM205 42V41H204ZM262 44V45H261ZM259 49H258V52L257 53H255V55H257L258 57H262V58H264V41H259V47H258ZM263 54H262V53ZM260 53V54H259ZM233 64V66L231 67V62H228V64H227V66H228V68H230V69H236L235 68V66H234V63H232ZM210 69H215V68H210ZM217 69H218V67H217ZM259 69H262L261 70V73L263 72V69H264V60H260V65H259ZM264 89L263 88H260L259 89V91H258V93H259V95H260V97L258 98V100H259V102H255V100L253 99V103H251L250 101L252 100V97H250L251 98V100L248 102L247 101V99L244 97L243 98V114L245 115V114H248V119H245V121H249L251 118H252V120H250L248 123H250V126L252 127L253 126V128H251L250 126L247 128V129H245L244 131L245 132H249V137H264V113H263V111H264V107H263V105L264 104H262V101L264 100L263 98H262V91H263ZM238 100H240V99H238ZM261 102V103H260ZM257 103V104H256ZM258 103H260V104H258ZM253 105V106H252ZM258 105H259V108H258ZM261 106V107H260ZM254 107H257V110H256V108H254ZM246 108V109H245ZM260 109V110H259ZM246 110H248V111H246ZM255 110V111H254ZM259 110V111H258ZM260 113L259 115H258V112ZM252 112V113H251ZM253 114H255V115H253ZM251 115V116H250ZM257 115V116H256ZM256 116V117H255ZM254 117V118H253ZM263 118V119H262ZM256 119V120H255ZM259 119V120H258ZM253 122V123H252ZM255 122H258V124H259V126L255 129ZM252 124H254V125H252ZM262 127V128H261ZM259 128V129H258ZM261 129V130H260ZM251 133H252V135H251ZM250 153V152H249Z\"/></svg>","mask_w":264,"mask_h":264}]
</instances>
